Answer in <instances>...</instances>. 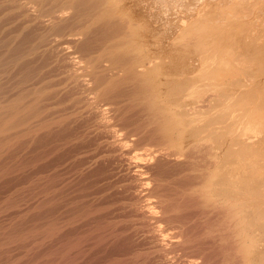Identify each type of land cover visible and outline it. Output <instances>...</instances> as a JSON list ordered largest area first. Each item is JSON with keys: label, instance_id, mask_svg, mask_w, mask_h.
Returning a JSON list of instances; mask_svg holds the SVG:
<instances>
[{"label": "rangeland", "instance_id": "rangeland-1", "mask_svg": "<svg viewBox=\"0 0 264 264\" xmlns=\"http://www.w3.org/2000/svg\"><path fill=\"white\" fill-rule=\"evenodd\" d=\"M21 1V2H20ZM68 0H55V1H51V6H56V7H59L58 5L60 4L61 6L67 2ZM70 1V0H69ZM73 1V0H72ZM97 1V2H96ZM109 1V2H108ZM125 1V3H124ZM132 1V3H131ZM147 1H151V0H147ZM154 1V0H152ZM151 1V2H152ZM156 1V2H155ZM154 3L156 4H153V6L151 5L150 3V8L149 10L153 11L155 8L158 9L154 10L153 13H156L154 15H156L158 17V19H161L162 20H159L157 21L156 19V23L152 26H147V23L146 22H143L142 19L143 17L141 16V18H137L135 19V15L141 13L143 10H140V9H137V11H135V9H133V6H139L138 3V0L137 2H135L134 0H114L113 2L111 0H92V4L95 6L91 7V4L90 5V9L93 10L92 8H95V12L98 10V8H103L104 5L106 4H109L106 6L108 8H112V12H114L115 8H116V12L119 10V8H121L119 11H118V15H119V18H121L122 16L123 17H128L126 20L125 18L122 17L123 20L127 21V23L129 24L130 22L134 23L135 25L137 24V26L141 27L142 25H144L143 27H141L142 29V32H141V38H140V47L142 48V50H144V54H147V53H150V50H151V55L153 58H158V59H162L164 57V51L166 49H168V47L172 48L173 46H179L180 44H184V40H186L185 38H188L189 40L192 39L193 37V34L191 33V30L190 26H193L195 25L197 22L196 25L199 24V26H203L201 29H208L209 27V35L208 34V30L206 31V29L204 30L203 33H207L205 35H207L206 37L208 36H212L211 39L213 38L214 35L212 34H217L219 35H215L214 36V42H213V39L211 41V39L208 41V38L205 39V44L204 46L207 47L205 49H203V52L200 54V57L198 58H188V60L186 61V67L184 69V71H174V72H170V81H166V78L164 77V80L165 82L168 84L167 85V91H168V94L165 95V92L160 94V101L162 100L164 102L165 101V105H169L171 107H169V111L170 113L173 112L170 114V122H172V125L174 127V130L176 129L177 131L183 129V131H186L187 132V135L185 137H180L181 133L179 134H175L177 136V139L176 138L174 139V143L176 145V147L179 149V154H182V156L180 155V158H173V157H159V158H155V156L158 154L155 152L158 151V150H161V148H158L157 145L161 144L162 145V139L160 141V136H157L159 134H156L154 137H153V140H151V135L148 134L149 136H147L144 139H141V138H138L140 140L137 139V141H135L136 139H134V143L133 142V138H132V141H128L127 139L124 138V132L122 133L121 130H120V124H121V117L123 113H117L114 118H116L115 120H117V124L115 121H111L112 124H109L107 127L105 125H101V123H99V119L97 118L96 116V113L94 114L95 110L93 107H91L93 110H89L90 108V105L89 104V99L90 97L92 96H89L91 94H89V89H87V87L85 85L82 86V82H80V80H78V78H72V80H68V82L66 80H60L61 78H63L68 72L67 71H71L72 69H69L67 68V64L66 62H64L62 56H61V53H59L58 51H56L55 49H52L51 51V48L48 47V49L50 50H47V48H45V53H44V56L45 58L49 59V61L45 60L43 57V52L42 51L43 49H41V51L39 52V50H37V53L36 51L34 50V48L37 46L36 44H39L37 40H39V38H41L42 36L45 37L48 31V29L50 30V28H53L55 27L56 25H58L57 23H55V20L52 22V25L54 23V25L52 26L51 23H50V28L48 25H46L47 23L44 24V22L42 23L43 24V28H42V25L39 24V18H37L35 21L34 20H31V19H35L33 17H35L36 15L39 17L40 15L44 14L42 12H45V7L43 9V5L40 6V4L37 5V7H39V10L38 8L36 9L35 7V11H33L31 8L30 10L28 9L30 6V3H31V0H0V43L3 45L0 44V55L2 59L4 60H10L12 61L13 58H16L17 57L18 59L24 55L22 58H20L19 60H14L15 63H13V68H11L10 66L12 65V63H10V65L8 66L9 70L10 71V75L11 77H9V79H4L6 81H2L3 83H5L6 85H3L2 83V89L4 91V93H2V96L7 94L9 97L12 96L13 94H16L20 89L19 87H14L15 84L16 86H22L20 87L21 88V91H29V92H34L36 89V91L38 92H45L48 90H50L51 92H54L53 94L49 91L48 94H44L42 93V95H45L46 97H49L48 99L46 98L48 101L49 100H54L50 103H54L55 107H52L54 105H51V108H53L54 110V114H52L53 117L55 118H60L58 120V124L55 126V127H52V129H50L49 131L45 132V134H48L47 135H43L44 132L40 133L42 134L43 136H41L40 134H38V136H36L35 140L33 141L32 145H30V147L28 146V148L24 149V152L21 151V155L19 154L16 158H13L11 160V158H9L8 160L5 161V163H1V166L0 168L3 169V167L5 166L6 168V171L7 173V176L9 174V176L7 177L5 175V178H4V175L3 177H1V182H0V205L2 204V207L0 206L1 208V211H4L2 208H5L6 206V210L4 212H1L0 214V238H6V236L8 237L9 235H14L18 232L17 229H24L27 228V227H32L33 224L37 225V224H43V223H46L47 222V219H48V222L52 221V220H58L57 222L60 223V229H58L57 231V234H55L53 237L50 238H36L34 239V237H32V241L31 239H29L28 237H25V241H18V242H14V243H10L9 241V245H8V242L6 241V244L3 243V244H0V264H56L57 261L59 260V257L61 258H64L67 257V256H73L76 257L75 255H78L76 260H72V263L73 264H264V194H262L260 192V189L264 186V167H260L259 165L256 167V165L254 166L253 163H255V159L257 156L255 152H249L248 156L247 157H244L245 155H240L239 152L235 151L234 153L232 154H229L228 152L233 149V148H236L237 149V146L240 148L242 147L243 145L242 144H245L246 142H244V140H249V142L252 144V141L256 140L255 142L256 145L258 144L259 147H264V120L263 118L261 119L260 118V113L258 112V110L255 108L256 106L259 105L260 103V87L262 85L261 82H263L264 80V75H260V76H257L258 78H256L255 75L251 76L252 74H248L246 71L248 70V68L250 69V67H245L244 65H231L230 68H228L229 70H233L232 73L231 71H229V74L228 71L226 73L223 72L220 76L221 77H218L219 81L217 78L216 79H208L206 80L204 83H200V81H197L198 79H196L195 77L198 78V73L201 68V66H204V62L205 60L208 62H210L213 58L219 60V59H222V58H225V56H229V49L232 45V42L231 41V38L234 37L236 35V33H238L241 28L242 30H247L246 32L250 35L254 34L256 32H258V29L261 28V26H264V0H241L243 2H241L240 0H198V2L196 3V6L194 8V11H193V15L192 14H189L187 15V13H184L183 12V7H181L184 3H182V1L180 0H172L173 2H170L171 0H165L167 3L170 2V4H167L165 1L163 0H155ZM158 1H160L158 3ZM179 1V2H178ZM185 1H190V0H185ZM204 1V2H203ZM216 1V2H215ZM250 2V3H245V2ZM259 1V2H258ZM19 2V3H18ZM56 2V3H55ZM104 2V4H103ZM112 2V3H110ZM116 2V4H115ZM120 4H119V3ZM122 2V3H121ZM203 2V3H202ZM219 2V4H218ZM222 2V3H220ZM229 2V3H228ZM232 2V3H231ZM240 2V3H239ZM252 2V3H251ZM22 3V4H21ZM99 3V4H97ZM131 3V4H130ZM158 3V4H157ZM200 3V4H199ZM202 3V4H201ZM212 3V4H210ZM217 3V4H216ZM226 3V4H225ZM236 5H235V4ZM238 3V5H237ZM245 3L244 7H245V10L243 9V5L242 4ZM255 3V4H254ZM260 3V4H259ZM26 4V5H25ZM58 4V5H57ZM96 4V5H95ZM101 4V5H100ZM114 4V5H113ZM124 4V5H123ZM165 4H167L165 6ZM182 4V5H181ZM213 4L215 5L214 7ZM224 4V5H223ZM240 4V5H239ZM10 5V6H9ZM15 5V6H14ZM89 5L88 8L87 6L86 7H82L80 6L79 7V12L84 10V12L86 11L87 12V9H89ZM100 5V6H99ZM132 5V6H131ZM156 7H155V6ZM170 5V6H169ZM173 5V6H172ZM202 5V6H201ZM208 5V6H207ZM231 7H230V6ZM247 5H250L249 8ZM256 5V6H255ZM6 6V7H5ZM32 6V5H31ZM98 6V8H97ZM103 6V7H101ZM115 6V8H114ZM122 6V7H121ZM126 8H125V7ZM162 6V7H160ZM169 6V7H168ZM218 6V7H217ZM226 6V7H225ZM237 6L239 8H237ZM242 6V7H241ZM247 6V7H246ZM3 9H2V8ZM42 7V8H41ZM152 7V9H151ZM155 7V8H154ZM207 7V8H206ZM222 7V8H221ZM229 7V8H227ZM4 8L6 10H4ZM41 8V9H40ZM123 8V9H122ZM164 8H167L166 10ZM169 8V10H168ZM209 8V9H208ZM212 10H211V9ZM224 8V9H223ZM231 8V9H230ZM246 8H248L246 10ZM260 8V9H259ZM20 9V10H19ZM114 9V10H113ZM214 9V10H213ZM216 9V10H215ZM241 9V10H240ZM24 10V11H23ZM44 10V11H43ZM175 10V12H173ZM199 10V11H198ZM204 10V12H203ZM208 10V11H207ZM211 10V11H209ZM223 11V14L222 11ZM228 10V11H227ZM234 12H232V11ZM240 10V12H239ZM260 10V11H259ZM16 12V13H13V12ZM23 11V12H22ZM25 11H28L30 13H28V15L25 13ZM33 11V12H32ZM127 11V12H126ZM130 11V12H129ZM169 13H168V12ZM177 11V12H176ZM202 11V12H200ZM206 11V12H205ZM236 11V12H235ZM246 11V12H245ZM77 11H72V13H70V18L71 20H73L74 16L77 14L76 13ZM121 12V13H120ZM126 12V13H125ZM159 12V13H158ZM162 12V13H160ZM165 12V13H164ZM197 12V13H196ZM208 12V13H207ZM220 12V13H219ZM231 12V13H230ZM245 12V14L243 13ZM248 12V13H247ZM7 13V14H6ZM14 15H13V14ZM20 13V15H19ZM23 13V15H22ZM36 14L35 16L32 15V14ZM42 13V14H41ZM115 13V12H114ZM168 13V14H167ZM178 13V14H177ZM199 13V15H197ZM207 13V14H206ZM233 13V14H232ZM244 15L243 17L240 15ZM17 16H16V15ZM39 14V15H38ZM142 14V13H141ZM159 14V15H157ZM162 14V15H161ZM170 14V15H169ZM186 14V15H185ZM205 14V15H204ZM221 14V15H220ZM235 14V15H234ZM12 15H13V18H12ZM22 15V16H21ZM30 15V16H29ZM124 15H128V16H124ZM131 15V16H130ZM169 15V16H168ZM174 15V16H173ZM180 15V16H179ZM224 15V16H223ZM229 17L227 19V16ZM233 15V16H232ZM239 17H238V16ZM255 15V16H254ZM15 16V17H14ZM68 16V18H69ZM160 16V17H159ZM179 16V17H178ZM184 16V17H183ZM188 16V17H187ZM204 16V17H203ZM220 16V17H219ZM222 16V17H221ZM232 16V18H230ZM234 16L237 18H234ZM242 18H241V17ZM246 16V17H245ZM9 17V18H8ZM30 17V19H29ZM164 17V18H163ZM169 17V21H170V35L168 34V28H167V23L165 22L166 20ZM200 19H197L199 18ZM212 17V18H211ZM217 17V18H216ZM225 17V18H223ZM251 17H253L254 19H252ZM256 17V18H255ZM27 18L29 20H27ZM69 18V19H70ZM183 18V19H182ZM190 18V19H189ZM195 18V19H194ZM219 18V19H218ZM223 18V19H222ZM241 18V19H240ZM263 18V19H262ZM45 19V18H44ZM90 19V18H89ZM131 19V20H130ZM133 19V20H132ZM135 19V20H134ZM165 21H164V20ZM174 19V20H172ZM197 19V21H195ZM217 19V20H216ZM225 19H227L226 21H224ZM229 19H231L229 21ZM235 19V21H234ZM13 20V21H12ZM30 20L32 21L30 24ZM46 20V19H45ZM202 20V21H201ZM26 21L28 22V24L26 23ZM37 21V22H36ZM124 21V22H125ZM134 21V22H133ZM137 21V22H136ZM182 23H181V22ZM184 21V22H183ZM237 21V22H236ZM3 22H8L7 23H3ZM13 22V23H12ZM18 22V23H17ZM35 22V23H34ZM39 22V23H38ZM142 22V23H141ZM178 22V23H177ZM186 22L188 23V25H186ZM192 22V23H191ZM200 22V23H199ZM251 22V23H250ZM262 22V23H261ZM15 25V26H10L9 25ZM16 23V24H15ZM141 24V25H138ZM144 23V24H143ZM185 23V28L186 26H189V28L187 27L185 30L184 28L182 27L183 25L181 24H184ZM249 23V24H248ZM261 23V24H260ZM21 24L23 26H21ZM30 24V25H29ZM56 24V25H55ZM172 24V25H171ZM174 24V25H173ZM191 24V25H190ZM206 24V25H205ZM258 26L259 24V28L256 26ZM5 25V26H4ZM18 25V27L20 28L21 31H23V34L21 31L18 30V28H16ZM20 25V26H19ZM35 25V26H34ZM37 25H40L38 26L39 28H37L36 26ZM47 29H45V27ZM181 25V26H180ZM224 25V26H223ZM236 25V26H235ZM251 25V26H250ZM254 25V27H253ZM3 26V27H2ZM7 26V27H6ZM10 26V27H9ZM29 26V27H28ZM48 26V27H47ZM212 26V27H211ZM216 26V27H215ZM246 26V27H245ZM253 29H251L250 27ZM9 27V28H8ZM148 27V28H147ZM182 27V28H181ZM205 27V28H204ZM215 27V28H213ZM224 27V28H223ZM249 27V28H248ZM255 27H257L258 29H256ZM4 28L7 32H5V30L3 31ZM22 28L26 29L27 32L29 31V29H33L32 31L30 30L29 33L27 34L26 32L24 33V31L26 30H22ZM95 28L97 29L98 26L97 24L95 25V27L93 26V29H91V31L95 30ZM151 28V29H150ZM211 28L213 29L212 31ZM223 29L222 31L219 30H214V29ZM226 28V29H225ZM12 29V30H11ZM41 29V30H39ZM44 29V30H42ZM166 29V30H165ZM183 31H181V30ZM237 29V30H236ZM9 30V31H8ZM37 30V31H36ZM147 30V31H146ZM152 32H151V31ZM187 30V31H186ZM250 30V32H249ZM34 31V32H33ZM39 31V32H38ZM41 31V32H40ZM44 31V32H43ZM102 30H96L94 32H96L97 34L95 33H91V35L88 34H85L84 37H81L84 38L82 40H79L82 41L80 43V41H78V48L79 50H82V49H85L86 46H89V42H90V48L91 47H95V48H92L93 50H96V55L94 53H92V56L94 58L97 59L98 58V55L99 53L97 54V49H99V44H97L96 42L99 43V34L101 33ZM144 31V32H143ZM180 32V34L178 35V33ZM236 31V32H235ZM252 31V32H251ZM49 32V31H48ZM100 32V33H99ZM176 32V33H175ZM183 32V33H182ZM185 32V34H184ZM222 34H221V33ZM255 32V33H254ZM22 38H21V35ZM37 34L36 37H33L34 35L33 34ZM38 33H41V34H38ZM43 33V35H42ZM45 33V34H44ZM189 36H192L189 38ZM235 33V35H233ZM13 34V35H12ZM20 35L19 38L17 35ZM95 34V35H94ZM148 34V35H147ZM183 37H182V35ZM226 34V35H225ZM26 35V36H25ZM33 35L32 37L34 39H32V37H29ZM181 35V36H180ZM221 35V36H220ZM233 35V36H232ZM252 35L249 37L250 39H255L257 41L261 40L262 38L264 39V37H260V38H253ZM7 36V37H6ZM10 36V38H9ZM15 36V37H14ZM41 36V37H40ZM48 36V35H46ZM94 36V38H93ZM95 36H98V38L96 39ZM149 36V37H148ZM223 36V37H222ZM12 37V38H11ZM14 37V38H13ZM28 38L27 40L24 39V38ZM42 37V38H44ZM88 39H86V38ZM165 37V38H164ZM170 37V38H169ZM180 37V39H179ZM217 37V38H215ZM222 37V39H221ZM228 37V38H227ZM252 37V38H251ZM16 38V39H15ZM18 38V40H17ZM174 38V40H173ZM177 38V39H175ZM31 41H30V40ZM86 39V40H85ZM144 39V40H143ZM155 42H154V40ZM183 41H182V40ZM224 39V40H223ZM29 40V41H28ZM33 40V41H32ZM89 42H88V41ZM94 42V44H97V45H94V46H91V44L93 45V43L91 42ZM94 40V41H93ZM98 40V41H97ZM143 40V41H142ZM146 40V41H145ZM149 42H148V41ZM159 42H157V41ZM176 40V41H175ZM180 42H179V41ZM207 40V41H206ZM218 42H217V41ZM173 41V42H171ZM183 43H182V42ZM223 41V42H222ZM228 41V43H227ZM7 42H9L7 44ZM15 42V43H14ZM19 42H21L19 44ZM26 42V43H25ZM147 42V43H146ZM162 42V43H161ZM171 43L170 45L167 44V43ZM175 42L176 45H175ZM186 43L189 42V44H186V45H190L191 41H185ZM208 42H211L210 44L212 46H215L212 47L213 49H210L211 45L208 44ZM12 43V46L10 45ZM17 43V45H16ZM36 43V44H35ZM88 43V45L86 44ZM144 43V44H143ZM158 43V44H157ZM174 43V44H172ZM179 43V44H178ZM215 43V44H214ZM231 43V44H230ZM7 44V45H6ZM14 44L16 46H14ZM22 44V46H20ZM26 44H28L26 46ZM29 44L33 45L35 47L32 48V45L29 46ZM86 44V45H85ZM142 44V45H141ZM147 44V45H146ZM218 46H217V45ZM229 46H228V45ZM82 45V46H81ZM144 45V46H143ZM152 45V46H151ZM157 47H155V46ZM164 45V46H163ZM6 46V47H5ZM25 46V48H24ZM84 46V47H83ZM209 46V47H208ZM220 46V47H219ZM226 46V48H225ZM228 46V48H227ZM233 46V45H232ZM2 47V48H1ZM5 47V48H4ZM14 47V51L12 50V48ZM18 47V48H17ZM26 47H27V50H26ZM32 49H31V48ZM81 47H83L82 49H80ZM150 49H149V48ZM221 48L219 51H218V48ZM16 48V49H15ZM24 48V49H23ZM152 48V49H151ZM210 51L211 50H215L214 52L213 51ZM10 49V50H9ZM22 49V51H20ZM155 49V50H154ZM226 49V50H225ZM24 50V51H23ZM31 50V52L29 51ZM32 50H34V54H36L34 56V54L32 53ZM55 50V54H54V51ZM162 50H163V53H162ZM205 50V51H204ZM1 51H3L1 53ZM9 51H13V53H9ZM20 51V52H19ZM29 51V52H27ZM47 51L50 52H53L51 54H49ZM158 51V52H157ZM217 51V52H216ZM225 51V52H224ZM228 51V53H227ZM25 52V53H23ZM42 52V53H41ZM48 54H47V53ZM58 52V53H56ZM82 52H84L82 50ZM82 52L80 54H82ZM95 52V51H94ZM153 52V53H152ZM160 52V53H159ZM210 54H208V53ZM222 54H220V53ZM9 53V54H7ZM22 53V55L20 54ZM32 53V54H31ZM204 53H205V56L207 54V56L205 57L204 56ZM214 55H213V54ZM225 53V55H223ZM16 54V55H15ZM19 54V55H18ZM29 54V56L27 55ZM41 54V55H39ZM59 54V55H58ZM216 54V56H215ZM4 55V56H3ZM7 55V56H6ZM9 55V57H8ZM15 57H11L10 56H14ZM31 55L33 58H31ZM38 55V56H37ZM51 55V56H50ZM163 55V56H162ZM213 55V56H212ZM26 56V57H25ZM54 56V57H53ZM61 56V57H60ZM162 56V57H161ZM201 56H203L201 58ZM211 56V58H210ZM219 56V57H217ZM221 56V58H220ZM226 56V57H227ZM25 57V58H24ZM100 57V55H99ZM205 57V58H204ZM10 58V59H8ZM25 60H24V59ZM29 58V59H27ZM43 58V60H42ZM207 58V59H206ZM24 60L23 63H20L19 61L21 60ZM33 61H32V60ZM36 59V60H35ZM201 59V60H199ZM209 59V60H208ZM213 60L216 61V60ZM29 60V62H28ZM62 60V61H61ZM27 61V62H26ZM42 61H43V66H42ZM56 61V62H55ZM191 63L189 64L188 63ZM195 61H198L199 63L198 64H194ZM22 62V61H21ZM64 62V63H63ZM202 62V65L201 63ZM18 63L19 64V68L17 69L18 67ZM27 63V64H26ZM53 63V64H52ZM63 63V66L65 65V67H62V64ZM87 64V62H84ZM26 64V65H25ZM51 64V66L49 65ZM60 64V65H59ZM17 65V67L15 66ZM21 65L22 66V69L20 71V68H21ZM26 67H25V66ZM29 65V67L27 66ZM54 65V66H53ZM84 65V64H83ZM88 65V64H87ZM196 65L198 67H196ZM15 66V67H14ZM38 66H39V69H38ZM42 66V67H41ZM49 66V67H48ZM52 66L54 68H52ZM56 66V67H55ZM57 66H59L60 69H64L63 71L59 72V70L57 69ZM235 68H234V67ZM7 67V68H8ZM24 67V68H23ZM37 67V68H35ZM44 67H48V68H45V70L43 69ZM86 67V65H85ZM189 67V69H188ZM191 67H192V71H191ZM196 67V68H195ZM234 69H233V68ZM239 67V68H238ZM28 68V69H27ZM35 71H30L32 69ZM35 68V69H34ZM51 68V69H50ZM194 68V69H193ZM12 69H15L13 72H11ZM25 69V71H24ZM30 69V70H29ZM37 69V71H36ZM41 69V70H40ZM47 69V70H46ZM56 71H54V70ZM238 71H237V70ZM244 69V71H243ZM23 70V71H22ZM26 70H27V74L30 75V72L35 74V75H30V77L26 74V76L24 75V72L26 73ZM29 70V71H28ZM43 72H49L48 73L50 75L49 78H47L48 74L44 72V74H42L43 72H40L39 71H42ZM58 70V71H57ZM190 70V71H189ZM195 70V71H194ZM236 72H235V71ZM251 70V69H250ZM74 71V70H73ZM73 71L71 74H73ZM242 73H240V72ZM23 73V75H20L21 78H19V74ZM36 72V73H34ZM37 72L39 74H37ZM55 72V73H54ZM58 72H59V76L61 77H58ZM66 72V74H65ZM118 74L120 75V72L117 71ZM180 72V73H179ZM239 72V74H238ZM246 72V73H245ZM249 72V71H248ZM16 75L19 80H17L18 78L14 75ZM70 73V72H69ZM69 73L67 75H69ZM112 72H108L107 71V76L109 75L110 77V74ZM114 73H116V71H114ZM112 73L111 75H113L115 77V75L117 76L118 74H114ZM185 73V74H184ZM197 73V74H196ZM237 75H236V74ZM37 74V76H36ZM65 74V75H64ZM70 74V75H71ZM193 74L194 77L192 76ZM245 74H248V76L246 75V77H248L247 79V82L244 83V82H241L240 84L239 83H232L230 82L233 78V81L234 79H242V76ZM43 78V75H45V77L42 79L40 78V76ZM197 75V76H196ZM232 75H234V77H232ZM236 75V76H235ZM239 75V76H238ZM244 75V76H245ZM23 76V77H22ZM35 76V77H34ZM53 76V77H52ZM56 76V77H55ZM192 76V78H191ZM224 76H226L224 78ZM231 78H230V77ZM243 78H246L244 77ZM108 77V78H109ZM169 77V75L167 76ZM187 77V78H186ZM225 79H223V78ZM32 79L31 81L29 79ZM41 79V83L43 84V80H45L44 84L42 85L41 83V87H39L40 85L38 84L39 82L36 80L37 79ZM65 78V77H64ZM177 78V79H175ZM180 78V79H179ZM194 78V79H193ZM14 81H11L13 80ZM50 79H53L51 80L52 81V85H51V81ZM57 79V80H56ZM60 81H59V80ZM78 82H76L77 80ZM191 79V80H190ZM228 81H227V80ZM253 79V81H252ZM8 80V82H7ZM17 80V82L20 84L17 85V82L15 81ZM24 80V82H26L24 84V82L22 81ZM58 81L59 83L55 82ZM76 80V81H75ZM174 80V81H173ZM215 80V82H213ZM259 80V82H257ZM30 81V82H29ZM35 81V82H34ZM40 81V80H39ZM74 83V85L76 86V84L78 86L77 89H75V86H73V84L71 85V83ZM193 81V82H191ZM195 81V82H194ZM218 81V82H217ZM252 83H251V82ZM255 81V82H254ZM261 81V82H260ZM15 82V83H14ZM22 82V83H21ZM61 82V83H60ZM62 82H67V84H69V89H67L68 85L66 83H63L64 86L62 85ZM171 82V83H170ZM197 82V83H196ZM207 82H208V86H207ZM212 82V83H211ZM222 82V83H221ZM229 82V83H228ZM13 83V84H12ZM32 83V84H31ZM34 83L36 85H34ZM47 86L46 87H43L45 86L46 84ZM199 83V84H198ZM213 83H214V86H213ZM219 83V85H218ZM228 83V84H227ZM250 83V84H249ZM259 87H257V84ZM24 84V85H23ZM30 84V85H29ZM61 84V85H60ZM202 84V85H201ZM210 84V85H209ZM220 84H223L225 85V87H223V85H220ZM234 84V85H233ZM11 85H14V86H11ZM34 87H33V86ZM67 85V87H66ZM70 85L74 88V91L72 93V90L73 88L70 87ZM80 85L83 87L81 88ZM197 85V86H196ZM199 85V86H198ZM218 87H217V86ZM240 85V86H239ZM245 85V86H244ZM255 85V87H254ZM5 86V88H3ZM25 86V87H24ZM27 86V87H26ZM85 86V87H84ZM222 88H221V87ZM227 86V88H226ZM239 86V87H237ZM14 87V89L16 90V92H14L15 90L12 89ZM212 87V90L213 91H210ZM219 90V88H221L222 90H225L222 92L219 90L218 94L219 96H215V94L217 93V89ZM233 89H231V88ZM9 88V89H8ZM11 88V89H10ZM31 88V90H30ZM40 88V89H39ZM59 91V88L61 89L60 91L61 92H58ZM66 88V90H65ZM193 88V89H192ZM195 88L197 89L198 92H201L199 94H197L198 92L197 91H194ZM210 90H209V89ZM229 88V89H228ZM239 88V89H238ZM247 90L245 91L244 90ZM252 88H253V91H252ZM255 88V90H254ZM28 89V90H27ZM39 89V90H38ZM54 89V90H52ZM83 89V90H82ZM87 89V90H86ZM193 93H191V90ZM216 89V91H215ZM235 89V90H234ZM9 92H8V91ZM12 90V92L10 91ZM41 90V91H40ZM45 90V91H44ZM62 90H65L67 93H70V95H68L70 98H72L71 100L69 98H66L68 99L67 102H70V101H76L79 105L81 104V106H79L76 102L75 104H72V105H75L78 110H81L79 112H73L75 111L77 108L74 107L75 110H73L71 112L72 109H70L69 107H71L72 105L71 104H68L64 99L65 97H68L66 92L65 91H62ZM227 90V91H226ZM233 92H231V91ZM237 90V91H236ZM240 90V92H239ZM170 91V92H169ZM186 91V92H185ZM207 93V91L209 93L205 94V92ZM216 93H215V92ZM236 93H235V92ZM245 91V92H244ZM256 91V92H255ZM6 92V93H5ZM8 92V93H7ZM20 92V91H19ZM80 93L82 94V98L85 97V101L81 99V103H80V94L77 96V94L75 95V93ZM83 92H84V96H83ZM203 92V93H202ZM213 94H212V93ZM227 92V93H226ZM10 93V95H9ZM12 93V94H11ZM59 94L58 96H55L56 94ZM61 93V95H60ZM64 93V94H63ZM87 93V94H86ZM223 93V94H222ZM224 93L225 94H231V96L228 94V95H225V99L224 98ZM238 93V94H237ZM243 93V94H242ZM246 93V94H244ZM51 94V95H50ZM72 94H74V96H72ZM89 94V95H88ZM183 94V95H182ZM188 94V95H187ZM191 95L192 96V101H191ZM207 96V97H202L201 99V96ZM203 94V95H202ZM233 94V95H232ZM236 96H235V95ZM248 94V95H247ZM254 94V95H253ZM48 95V96H47ZM62 95H64L65 97L62 98ZM87 95V97H86ZM168 95V96H167ZM195 95V96H194ZM199 97H197V96ZM212 95H213V98H212ZM222 95V96H221ZM243 95H247L246 97H244ZM250 95V96H249ZM253 95V96H252ZM1 96V97H2ZM7 96V97H8ZM54 96V97H52ZM61 96V97H60ZM166 96V97H165ZM188 96V97H187ZM190 96V98H189ZM209 96V97H208ZM214 96H215V99H214ZM235 96V97H234ZM240 96V97H239ZM3 97H6V96H3ZM50 97H52L50 99ZM56 97V98H55ZM60 99H59V98ZM194 97V98H193ZM228 97V98H227ZM234 97V98H233ZM241 99V103L239 101V98ZM242 97V98H241ZM256 97V98H255ZM58 98V101H56ZM62 98V100H61ZM75 100H74V99ZM78 101H77V99ZM87 98V99H86ZM166 98V99H165ZM189 98V99H188ZM208 98V99H207ZM220 98V99H219ZM238 98V100L236 99ZM244 98L246 99V101L244 100ZM251 100H250V99ZM46 99L44 100V105H46L48 108H49V111H53L50 109V103L48 101H46ZM169 99V100H168ZM190 101H188V100ZM194 99V100H193ZM209 99H210V102H209ZM223 99V100H222ZM234 99V101L232 100ZM88 100V101H87ZM198 100H201V101H198ZM207 102H206V101ZM213 102H212V101ZM222 100V101H221ZM230 100L232 102H230ZM249 100V101H248ZM56 101V102H55ZM66 103H65V102ZM170 104H169V102ZM205 101V102H204ZM219 101V102H218ZM225 101V102H224ZM248 101V102H247ZM252 101V102H251ZM57 102L59 103V105H63V107H67L68 109H64L63 107L61 106H57ZM64 102V103H62ZM162 102V104H163ZM199 102V104L197 103ZM209 102V105L207 104ZM213 104H212V103ZM220 103V104H217ZM229 102V103H227ZM239 102V103H237ZM245 104H243V103ZM251 102V103H250ZM56 103V104H55ZM88 103V104H87ZM186 105H184V104ZM203 103V104H202ZM211 103V104H210ZM234 103V104H233ZM254 103V104H253ZM68 104V105H67ZM87 104V105H86ZM178 104V105H177ZM207 104V106H206ZM222 104V105H221ZM237 106H236V105ZM240 104V106H239ZM65 105V106H64ZM181 105V106H180ZM199 105V106H198ZM210 105H214V107H210ZM216 105V106H215ZM217 105H219L217 107ZM221 105V106H220ZM226 105V106H225ZM230 105V107L228 106ZM235 105V106H234ZM255 105V106H254ZM60 107L59 109L57 107ZM79 106V107H78ZM83 106V107H82ZM87 106V107H86ZM89 106V107H88ZM174 106V107H173ZM178 106V107H177ZM209 106V107H208ZM225 106V107H224ZM228 106V107H227ZM243 106V107H241ZM246 106V107H245ZM71 107V108H73ZM82 107L85 111L87 110L88 108V111L85 112L84 110H82ZM85 107V108H84ZM199 109H198V108ZM207 107V108H206ZM238 107V109H236ZM202 108V109H201ZM217 108V109H216ZM223 108V109H222ZM233 108V109H232ZM247 108V109H246ZM56 109V110H55ZM177 111H176V110ZM184 110V111H181V110ZM201 109V110H200ZM213 110V112L211 110ZM257 111H256V110ZM57 110L61 113L57 114ZM64 110V111H62ZM76 110V111H78ZM135 109H130L129 111H126V115L124 116H127L129 115L130 113V116H128L127 120H129V122L131 123H135L136 125L137 124H142L144 121H146L147 118H142V115L141 113L139 112V110H136L134 111ZM186 110V112H185ZM196 110V111H195ZM199 110V111H198ZM215 110V111H214ZM218 110V112H216ZM236 110V111H235ZM65 111L67 112L68 114V118H67V114L65 113ZM85 112V113H88V115L86 114L83 115L81 114L82 112ZM93 111V113H92ZM131 111H133V114L134 115H131ZM176 111V112H175ZM180 111V112H179ZM204 111V112H203ZM206 111V112H205ZM227 111V112H226ZM234 111V112H233ZM256 111V112H255ZM70 112L71 113H74L72 115H70ZM188 112V113H187ZM216 112V114L214 113ZM78 115H77V114ZM84 113V114H85ZM138 113V114H137ZM174 113V114H173ZM206 113V114H204ZM215 115H214V114ZM236 113V114H235ZM239 113V114H238ZM241 113V115H240ZM257 113H259L257 115ZM81 114V116H80ZM90 114V115H89ZM137 114V115H136ZM177 114V115H176ZM186 114V115H185ZM189 114H191L189 116ZM202 114V115H201ZM204 114V115H203ZM211 116H210V115ZM56 115V116H55ZM61 115V116H60ZM63 115H65L66 117H64ZM75 115V116H73ZM77 115V116H76ZM92 115L96 116V118L94 119L92 117ZM182 115L184 117H182ZM206 115V116H205ZM209 115V116H208ZM212 115H214L215 117L219 116V117H224L225 120L221 123L219 122V124H213L211 123V119L212 118H215L214 116L212 117ZM237 115L236 118L239 119H235V116ZM242 117V119H240V117ZM257 115V116H256ZM52 116L50 115V119L52 118ZM70 116V117H69ZM73 116V117H72ZM91 116V117H90ZM121 116V117H120ZM173 116V117H172ZM189 116V117H187ZM196 116V117H195ZM198 116V117H197ZM228 116V117H227ZM231 116V118L229 117ZM233 116V117H232ZM244 116V117H243ZM64 117V118H63ZM76 117V119H75ZM79 117V119H78ZM82 117V118H81ZM89 119H88V118ZM131 117V118H130ZM138 117V118H137ZM177 119V121L175 120V118ZM183 118L185 119L182 120L179 119V118ZM187 117V118H185ZM192 117V118H191ZM193 117H195L193 120ZM210 120V125L209 122L207 124V122H205L207 119ZM211 117V118H210ZM63 118V119H62ZM69 118H71L72 120H70ZM81 118V119H80ZM84 118V119H83ZM86 118V119H85ZM113 118V119H114ZM202 118V120H201ZM234 118V119H232ZM246 118V119H245ZM248 118V119H247ZM254 118V119H253ZM259 118V119H258ZM68 119V120H67ZM88 119V120H87ZM91 119V120H90ZM112 119V120H113ZM141 119V120H140ZM145 119V120H143ZM174 119V120H173ZM179 119V121H178ZM192 119V121L190 120ZM200 119V120H199ZM206 119V120H205ZM65 120V121H64ZM70 120V121H69ZM87 120V121H85ZM90 120V122H88ZM139 120V121H138ZM173 120L175 123H177V128H176V124L171 121ZM183 122H182V121ZM204 120V124H203V121ZM207 120V121H208ZM237 120V121H236ZM250 120V121H249ZM63 124H62V122ZM68 121V122H67ZM71 121L73 123H71ZM92 121V122H91ZM94 121L95 123V126L92 124ZM96 121V122H95ZM98 121V122H97ZM140 121H142L140 123ZM188 121V122H187ZM194 121V123H193ZM233 121V122H231ZM235 121V122H234ZM241 121V122H240ZM262 121V122H260ZM64 122L67 124L64 125ZM70 122V123H69ZM114 122V123H113ZM119 122V123H118ZM180 122H181V125H180ZM188 123L186 124L185 126V123ZM229 122L230 125H229ZM239 122V124H238ZM244 122V123H243ZM61 123V125H60ZM70 125H69V124ZM133 123V124H134ZM192 126H191V124ZM195 123H197V127L195 125ZM228 123V124H227ZM241 123L243 125H241ZM258 123V124H257ZM87 124V125H85ZM90 124V126H89ZM101 126H99V125ZM116 124V125H115ZM119 124V125H118ZM202 124V125H200ZM221 124V125H220ZM64 125V126H62ZM72 125V126H71ZM83 125V126H82ZM113 125L115 128L118 127V130H119V139L121 136V140L123 141V143L127 142L129 144H126V149L124 147H119L118 148V145L115 144V141L110 139L111 141H114V142H111L109 140V137H107V135L105 133H107V129L110 130V127ZM118 125V126H117ZM179 125V126H178ZM189 125V126H188ZM199 125V126H198ZM206 125V126H204ZM216 126H219V127H215ZM241 125V127H240ZM258 125V126H257ZM263 125V126H262ZM57 126H58V129H57ZM60 126V127H59ZM62 126V127H61ZM71 126V127H70ZM91 126L93 127H96L94 129H90ZM99 126V128L101 129H98L97 127ZM105 126V127H104ZM255 126V127H254ZM66 127V128H65ZM182 127V129H181ZM189 127L191 131L193 130H201V136L200 137H191L189 136V132H191L189 130ZM193 127V128H192ZM210 127V128H209ZM214 129H212V128ZM225 130H224V128ZM255 129H254V128ZM60 128V130H59ZM63 128V129H62ZM85 128V129H84ZM104 132L102 133L103 129ZM116 128L114 130H116ZM179 128V129H178ZM188 128V130L186 129ZM195 128V129H194ZM203 128V129H202ZM217 128V130H216ZM244 128H246V132H248V135L246 136L247 133H245V130H243ZM249 131H248V129ZM57 129V133H54V130ZM91 131H90V130ZM98 129V130H96ZM186 129V130H185ZM206 129V130H205ZM213 131H211V130ZM227 129V130H226ZM240 129V130H239ZM252 129V130H251ZM51 130L53 131L51 133ZM72 130V131H71ZM108 130V131H109ZM175 130V133H177V131ZM205 130V131H204ZM220 130L221 134L218 133ZM243 130V131H242ZM91 133H89V132ZM99 131V132H98ZM101 131V132H100ZM182 131V132H183ZM211 133H209V132ZM218 131V132H217ZM252 131V132H251ZM49 132V133H48ZM82 134H81V133ZM84 132V133H83ZM86 132V133H85ZM88 132V133H87ZM96 132V133H95ZM121 132V134H120ZM217 132V134L215 133ZM225 132V133H224ZM239 132V133H238ZM243 132V133H242ZM98 133V134H97ZM101 133V134H100ZM206 133V135H205ZM214 133V134H213ZM260 133V134H259ZM52 134V135H51ZM100 134V135H99ZM103 134V135H102ZM108 134V133H107ZM123 134V135H122ZM204 134V135H203ZM209 134L211 136L212 139H210L209 137ZM252 134V135H251ZM256 134V135H255ZM40 135V137H39ZM50 135V136H49ZM97 135V136H96ZM103 137H102V136ZM121 135V136H120ZM180 135V136H179ZM213 135V136H212ZM221 135V136H220ZM229 135V136H228ZM250 135V137H249ZM49 137V138H46ZM105 138L106 136V140L108 141V145L109 143L111 145H108L106 144L105 142V139L103 140L102 138ZM217 136V137H215ZM228 136V137H227ZM263 138H262V137ZM42 137V138H41ZM62 137V138H61ZM89 137V138H88ZM98 137V138H97ZM100 137V139H99ZM202 137V138H201ZM214 137V138H213ZM219 137V138H218ZM230 137V138H229ZM262 139H261V138ZM97 138V139H95ZM123 138V139H122ZM148 138V139H147ZM182 138V139H181ZM197 138V140H196ZM205 138V139H204ZM207 138V141L211 140L212 143H208L207 141L204 142V140H206ZM218 138V139H216ZM248 138V139H247ZM260 138V139H259ZM53 139V140H52ZM60 139V140H59ZM131 138H129L130 140ZM157 139H159L158 141V144H157ZM189 139V140H188ZM204 139V140H203ZM38 140V141H37ZM96 140V141H95ZM150 143H148L149 141ZM224 140V141H223ZM47 141V142H46ZM99 141V142H97ZM110 141V142H109ZM139 141V142H138ZM142 141V142H141ZM156 141V142H155ZM181 141V142H179ZM210 141V142H211ZM235 141H239V142H236L237 145L234 144ZM261 141V143H260ZM40 142V143H39ZM44 142V143H43ZM54 142V143H53ZM58 142V143H57ZM65 142V143H64ZM69 142V143H68ZM93 142V143H92ZM133 142V143H132ZM154 142V143H153ZM176 142H179L178 144H176ZM215 142H217L215 144ZM222 142V143H221ZM240 142H243L242 144ZM255 142H253V144H247L246 146H253L255 144ZM52 143V144H51ZM62 143V144H61ZM114 143V144H113ZM139 145H138V144ZM148 143V144H147ZM153 143V144H152ZM182 145H181V144ZM195 143V144H194ZM199 143V144H198ZM201 143L205 144L206 148L203 147L201 145ZM208 143V144H207ZM215 144V145H212V144ZM240 143V144H239ZM36 144V145H35ZM59 144H61L59 146ZM65 144V145H64ZM132 144V145H131ZM151 144V145H149ZM157 144V145H156ZM211 145V147L208 146L209 149H211L209 151V154L207 151V145ZM239 144V145H238ZM261 144V145H260ZM50 145V146H49ZM127 145L128 148H127ZM153 145L155 147H157L155 149V147H153ZM175 145L173 147H175ZM191 145V146H190ZM254 145V146H256ZM32 146V147H31ZM38 146V148H36ZM41 146V147H40ZM42 146H45L42 148ZM105 146V147H104ZM139 146V147H138ZM152 146V147H151ZM186 146V147H185ZM190 146V147H189ZM215 146V147H214ZM40 147V148H39ZM60 147V148H58ZM101 147V148H100ZM116 147V148H115ZM150 147V148H149ZM213 147V148H212ZM233 147V148H232ZM34 148V149H33ZM55 149V151L53 149ZM119 150H118V149ZM121 148H123L124 150H122ZM132 148V149H131ZM203 148L204 151H203ZM28 149V150H27ZM32 149V150H31ZM37 149H40L37 151ZM115 149V151H114ZM149 149V150H148ZM153 149V150H151ZM163 149V148H162ZM184 149V150H183ZM197 149V150H196ZM212 149H214L212 151ZM264 149V148H262ZM27 150V152H26ZM118 150V151H117ZM122 150V153L124 152L125 153V156L123 154L120 153ZM191 150V151H190ZM217 150V151H216ZM225 150V151H224ZM29 151V152H28ZM36 151V152H35ZM41 151V152H40ZM118 153H117V152ZM145 151V152H144ZM147 151V152H146ZM150 151L155 154L153 157H150L149 160H150V165L151 167L149 168V170H145L144 172L146 173V175L144 174L143 172V176L140 175V171H138V168L136 166V164H131L128 160H124V157L126 159V156L127 158H132V156H134L135 154L137 153H142V154H148L150 153ZM189 151V152H188ZM199 151V152H198ZM216 152L218 154V157L216 158H212V157H215L216 156V153H213V152ZM228 151V152H227ZM35 152V153H34ZM50 153L48 155V157H46V155L44 156V153ZM129 154H128V153ZM131 152V154H130ZM185 152V154L183 153ZM29 153V155H28ZM34 153V155H33ZM40 153H43V159L41 158V160H36L34 159V157L36 156H39ZM56 153V154H55ZM193 153V154H192ZM199 153V154H198ZM207 153V154H206ZM227 153V155H226ZM255 153V154H254ZM26 154V155H25ZM128 154V155H126ZM188 154V155H187ZM212 154V155H210ZM42 155V154H40ZM112 155V156H110ZM204 155V156H203ZM209 155V156H207ZM228 157H226V156ZM23 156V157H22ZM65 156V157H64ZM114 156V157H113ZM197 156V157H196ZM211 156V157H210ZM224 156V157H222ZM239 156H241V161H239ZM249 156H252L251 158ZM26 157V159L24 158ZM32 157V158H31ZM35 157V158H36ZM45 157V159H44ZM52 157V158H51ZM184 157V158H183ZM215 160V161H211L210 159ZM154 158V159H153ZM171 158V159H170ZM224 160H223V159ZM238 158V160H237ZM250 158V159H249ZM254 158V160H253ZM22 159V160H21ZM24 159V160H23ZM28 159V160H27ZM32 159H34L33 161H31ZM158 159V160H157ZM191 159V160H190ZM202 159V160H201ZM233 159H236V160H233ZM10 160V161H9ZM29 160H30V163H29ZM144 160V159H143ZM141 160V162L143 161ZM153 160V161H152ZM230 160V161H229ZM244 160V161H242ZM250 160V161H249ZM17 161V162H16ZM27 161V162H26ZM51 161V162H49ZM126 161V162H124ZM159 161V162H158ZM227 163H225V162ZM253 161V162H252ZM12 162V163H11ZM24 162V164H23ZM32 162V163H31ZM34 162V163H33ZM40 162V163H39ZM48 162V163H47ZM53 162H56V163H53ZM145 162V161H143ZM149 162V161H148ZM151 162L153 164H151ZM186 162V163H184ZM189 162V163H188ZM191 162V163H190ZM218 162V163H217ZM220 162V163H219ZM222 162L224 164H222ZM250 164H249V163ZM26 163L28 164L27 167H26ZM42 163V164H41ZM130 163V164H129ZM178 163V164H177ZM202 163V165H201ZM214 165L216 163V165L214 166H210L212 164ZM241 163V164H240ZM252 163V164H251ZM258 163L260 164V162L258 161ZM6 164H8L10 166V168L6 167ZM16 164V165H15ZM18 164V166H17ZM19 164H20V168L19 169ZM22 164V165H21ZM30 164V165H29ZM36 164V165H34ZM40 164V165H39ZM47 164V165H45ZM219 164V167L217 166ZM222 164V165H221ZM226 164V165H225ZM228 164V165H227ZM239 164V165H237ZM248 164V165H246ZM15 165V166H14ZM34 165V166H33ZM134 165V167H133ZM182 165V166H181ZM207 165H209L211 168L206 167ZM224 165V166H223ZM235 165V166H234ZM262 166V164H260ZM25 166V167H23ZM121 166V167H120ZM193 168H192V167ZM33 167V168H32ZM55 167V168H54ZM222 167V168H221ZM15 168V169H14ZM29 168V169H28ZM195 168V169H194ZM202 168V169H201ZM206 168L209 169L210 173L212 174L211 175V178H214L215 175H216V178H214L213 182L215 186H213V189L210 193H211V197L210 198H213L210 200L209 196H206L204 194V190L205 188H202V185L206 186L207 183L206 182H202V178L205 173H206ZM215 168V169H214ZM220 168V169H219ZM127 169V170H126ZM153 169V170H152ZM161 169V170H160ZM212 169V170H211ZM252 169V170H251ZM257 169V170H255ZM260 169V170H259ZM10 170V172H9ZM12 170V171H11ZM14 170V171H13ZM27 170V171H26ZM50 170V171H49ZM190 170V171H189ZM202 170V171H201ZM214 170V171H213ZM219 171V172H216V171ZM220 170H222L220 172ZM263 170V171H262ZM4 171V170H3ZM5 171V172H6ZM24 171V172H23ZM45 171V172H44ZM125 171V172H124ZM138 171V172H137ZM147 171V172H146ZM213 171V173H212ZM253 171V172H251ZM9 172V173H8ZM14 172V174H13ZM16 172V173H15ZM31 172V173H30ZM44 172V173H43ZM149 172V173H148ZM186 172V173H185ZM198 172V174H197ZM259 172V173H258ZM26 173V174H25ZM33 173V174H32ZM38 173V174H37ZM50 175H48V174ZM61 173V174H60ZM134 173V174H132ZM135 173H138L135 174ZM176 173V174H175ZM179 173V174H177ZM216 173V174H214ZM219 173V175H218ZM155 174V177H152L154 176ZM187 174V175H186ZM263 174V175H262ZM14 175V176H13ZM20 175V176H19ZM39 175V176H37ZM41 175V176H40ZM56 175V176H55ZM59 175V176H58ZM137 175V176H136ZM141 177H144L147 176L145 179H148L150 181H154L153 183L148 181L149 186L148 188L144 187L143 190L139 189L141 185H139L140 183V180L142 178ZM150 177H149V176ZM175 175V176H174ZM189 175V176H188ZM200 175V176H199ZM252 177H251V176ZM11 176V177H10ZM16 176V177H15ZM130 176V177H129ZM136 176V177H134ZM21 177V178H20ZM60 177V178H59ZM139 177V180L137 179ZM157 177V178H156ZM174 177V178H173ZM200 177V178H199ZM4 180H3V179ZM28 178V179H27ZM45 178V179H44ZM143 178V179H144ZM166 178V179H165ZM194 178V179H193ZM254 178V180L252 181V179ZM256 178V179H255ZM43 179V180H42ZM68 179V180H67ZM127 179V180H126ZM136 179V181H135ZM154 179V180H153ZM192 179V180H190ZM56 180V181H55ZM157 180V181H155ZM216 180V181H215ZM244 180V181H243ZM251 180V181H250ZM55 183H54V182ZM62 181V182H61ZM68 181V182H67ZM164 181V182H163ZM173 181V182H172ZM191 181V182H190ZM200 181V182H198ZM222 181V182H221ZM40 182V183H39ZM53 184H52V183ZM64 182V185L62 187H60V183L63 184ZM124 182V183H123ZM168 182V184H167ZM172 182V183H171ZM219 182V183H217ZM221 182V183H220ZM254 182V183H253ZM42 183V184H41ZM52 184L51 186H54V187H58V191H56L57 189L54 188V189H50L49 193L54 190L53 192H51L53 194V197L55 195V197L57 198H53L52 197V194H50V198L49 199L51 202H45L43 203L40 202L41 200L44 199V197L46 196V194L42 192H40V190L38 191L37 193V196L36 197V190L34 191L35 188L39 187V186H44V185H47V184ZM66 183V184H65ZM187 183V184H186ZM194 183V184H193ZM199 185H198V184ZM202 183V184H201ZM36 186H35V185ZM57 184V185H56ZM59 184V185H58ZM72 184V185H71ZM141 184V183H140ZM152 184V185H151ZM193 184V185H192ZM206 184V185H205ZM246 184V185H243ZM248 184V185H247ZM254 184V185H252ZM257 184V185H256ZM259 184V185H258ZM10 185V186H9ZM12 185V186H11ZM25 185V186H24ZM31 185V186H30ZM56 185V186H55ZM151 185V186H150ZM182 185V186H181ZM185 185V186H184ZM201 185V186H200ZM220 185V186H219ZM256 185V186H255ZM28 186V187H26ZM65 186V187H64ZM138 186V187H137ZM163 186V187H162ZM178 186V187H177ZM190 186V187H189ZM194 186V187H193ZM197 186V187H196ZM200 186V187H199ZM250 186V187H249ZM252 186V187H251ZM13 187V188H12ZM165 187V188H164ZM172 187V188H171ZM184 187V188H183ZM225 187V188H224ZM248 187V191H247V188ZM254 187V188H253ZM3 188V189H2ZM163 190H162V189ZM170 188V189H169ZM182 188V190H181ZM218 188V189H217ZM220 188V189H219ZM5 189V190H4ZM22 189V190H20ZM29 189V190H28ZM33 189V190H32ZM94 189V190H93ZM147 189V190H146ZM161 189V190H160ZM204 189V190H203ZM253 191L251 193H253V195L250 193V191ZM32 190V191H30ZM38 190V188H37ZM140 190V191H139ZM156 190L158 192H156ZM193 190V191H192ZM225 190V191H224ZM22 191V192H21ZM26 191V192H25ZM136 191V192H135ZM166 191V192H165ZM173 191V192H172ZM175 191V192H174ZM181 191V192H180ZM200 191V192H199ZM218 191V192H217ZM220 191V192H219ZM9 192V193H8ZM21 194H20V193ZM40 192V193H39ZM58 192V193H56ZM168 192V193H167ZM170 192V193H169ZM198 192V193H197ZM33 193V194H31ZM55 193V194H54ZM60 193V194H59ZM17 194V195H16ZM18 194H20L18 196ZM58 194V195H57ZM151 194V195H150ZM156 194V195H155ZM163 194V195H162ZM175 194V195H174ZM177 194V195H176ZM195 194V195H194ZM203 194V196H202ZM228 194V195H227ZM25 195V196H24ZM182 195V196H181ZM192 195V196H191ZM262 195V196H261ZM6 196V197H5ZM17 196L19 198H17ZM30 198H29V197ZM35 196V197H33ZM42 196V197H41ZM62 196V197H61ZM173 196V197H172ZM179 196V197H178ZM214 196V197H213ZM216 196V197H215ZM15 197V198H14ZM32 197V198H31ZM41 197V198H40ZM65 197V198H64ZM135 197V198H134ZM146 197V199H145ZM186 197V198H185ZM12 198V199H11ZM36 198V199H35ZM39 198V199H38ZM46 198V197H45ZM64 198V199H63ZM143 198V199H142ZM168 198V199H167ZM174 198V199H173ZM10 199V200H8ZM35 199V200H33ZM170 199V200H169ZM187 201H185V200ZM199 199V200H198ZM254 199V200H253ZM33 200V202H32ZM62 200V201H61ZM64 200V201H63ZM151 200V201H150ZM165 200V201H164ZM5 201V202H4ZM8 201V203H7ZM11 201H14L11 203ZM20 201V202H19ZM39 201V203H38ZM164 201V202H163ZM180 201V202H179ZM194 201V202H192ZM10 202V203H9ZM29 202V203H28ZM38 204H37V203ZM155 202V203H153ZM209 202V203H208ZM215 202V204H214ZM7 203V204H5ZM19 203V204H18ZM41 203V204H40ZM53 203V205H52ZM179 203V204H177ZM184 203L187 204V206L184 205ZM189 203V204H188ZM207 203V204H206ZM221 203V204H220ZM31 204V206H30ZM37 204V205H36ZM40 204V205H39ZM59 204V205H58ZM61 204V205H60ZM153 205V207H156L157 211L155 213V216H153L151 218V216H149L146 211H145V208L147 205ZM170 204V205H169ZM174 204V205H173ZM239 204V205H238ZM9 205V207H8ZM21 205V206H20ZM42 205V206H41ZM56 205V206H55ZM163 205V206H162ZM183 205V206H182ZM213 205V206H212ZM237 205V206H236ZM242 205V206H241ZM4 206V207H3ZM18 206V207H17ZM29 206V207H27ZM54 206V207H52ZM82 206V207H81ZM91 206V207H90ZM168 206V207H167ZM177 208H176V207ZM183 208H181V207ZM201 206V207H200ZM8 207V208H7ZM12 207V209H10ZM14 207V208H13ZM16 207V208H15ZM26 210V212H23V208ZM26 207V208H25ZM31 207V208H30ZM45 207V208H44ZM50 207V208H49ZM66 207V208H65ZM85 207V208H84ZM88 207V208H87ZM98 207V208H97ZM138 207V208H137ZM145 207V208H144ZM172 207V208H171ZM184 207H187V208H184ZM232 207V209H231ZM21 209V210H18V209ZM35 208V209H34ZM39 208V209H38ZM57 208V209H56ZM90 208V209H89ZM159 208V209H158ZM176 208V209H175ZM193 208V209H192ZM201 208V209H200ZM212 208V209H211ZM238 208V209H237ZM8 209V211H7ZM16 209V210H15ZM77 209V210H76ZM87 209V210H86ZM92 209V210H91ZM139 209V210H138ZM227 209V211H226ZM15 210V211H14ZM24 210V211H25ZM52 210V211H51ZM72 210V212L70 211ZM76 210V211H75ZM166 210V211H165ZM196 210V211H194ZM205 210V212H204ZM22 211V212H21ZM28 211V212H27ZM46 211V212H45ZM49 211V212H48ZM139 211V212H138ZM238 211V213H237ZM55 212V213H54ZM93 212V213H92ZM160 212V213H159ZM164 212V213H163ZM169 214H168V213ZM243 212V213H242ZM22 213V214H21ZM24 213V214H23ZM37 213V214H36ZM40 213V214H39ZM50 213V214H49ZM79 213V214H78ZM89 213V214H88ZM146 213V215H145ZM200 213V214H199ZM26 214V215H25ZM28 214V215H27ZM54 214V215H53ZM58 214V215H57ZM83 214V216L81 215ZM160 214V215H159ZM192 214V215H191ZM81 215V216H80ZM95 215V216H94ZM99 215V216H98ZM183 215V216H182ZM196 215V216H195ZM232 215V216H231ZM235 215V217H233ZM255 215V216H254ZM27 216V218L25 217ZM40 216V217H39ZM52 216V217H51ZM54 216V217H53ZM58 216V217H57ZM76 216V217H75ZM142 216V217H141ZM181 216V217H180ZM189 216V217H188ZM214 216V217H213ZM216 216V217H215ZM239 216V217H238ZM25 217V218H24ZM35 217V218H34ZM38 217V218H37ZM89 217V218H88ZM147 217V218H146ZM183 217V218H182ZM185 217V218H184ZM238 217V218H237ZM20 218V219H19ZM50 218V219H49ZM58 218V219H57ZM61 218V219H60ZM246 218V219H245ZM24 219V220H23ZM28 219V220H27ZM30 219V220H29ZM36 219V220H35ZM60 219V220H59ZM64 219V220H63ZM84 219V220H83ZM156 219V220H155ZM159 219V220H158ZM167 219V220H166ZM233 219V220H232ZM236 219V220H235ZM249 219V220H248ZM21 220V221H20ZM70 220V221H69ZM153 220V221H152ZM23 221V222H22ZM33 221V222H32ZM36 221V222H35ZM39 221V222H37ZM42 221V222H41ZM152 221V222H151ZM195 221V222H194ZM221 221V223H220ZM19 224H18V223ZM22 222V223H21ZM26 222V223H25ZM67 224H64L66 223ZM75 224H74V223ZM234 222V223H233ZM248 222V223H247ZM21 223V224H20ZM69 223V224H68ZM77 223V224H76ZM110 223V224H108ZM6 224V225H5ZM30 224V226H29ZM97 224V225H96ZM241 224V225H240ZM261 224V225H260ZM62 225H64L62 227ZM155 225V226H154ZM2 226V227H1ZM4 226V227H3ZM16 228H15V227ZM22 226V227H21ZM66 226V227H65ZM69 226V227H68ZM73 226V227H72ZM112 226V227H111ZM159 226V227H158ZM62 227V229H61ZM65 227V228H64ZM82 227V228H81ZM240 227V228H239ZM64 228V229H63ZM244 228V229H243ZM261 228V230H260ZM7 229V230H6ZM15 229V230H14ZM99 229V230H98ZM108 229V230H107ZM151 229V230H150ZM233 229V230H232ZM240 229V230H238ZM251 229V230H250ZM258 229V230H257ZM107 230V231H106ZM154 230V231H153ZM76 231V232H75ZM112 231V232H110ZM192 231V232H191ZM202 231V232H201ZM212 231V233H211ZM14 232V233H13ZM89 232V233H88ZM101 232V233H100ZM223 232V233H222ZM60 233V234H59ZM70 233V234H69ZM73 233V234H72ZM77 233V234H76ZM195 233V234H194ZM199 233V234H198ZM241 233V234H240ZM81 234V235H80ZM86 234V235H85ZM88 234V235H87ZM108 234V235H107ZM159 234V236H158ZM189 234V235H188ZM246 236H245V235ZM69 235V236H68ZM99 235V236H98ZM108 237H107V236ZM163 235V236H162ZM165 235V236H164ZM194 235V236H193ZM104 236V237H102ZM106 236V238H105ZM115 236V237H114ZM155 236V237H154ZM190 236V237H189ZM242 236V238H241ZM245 236V237H244ZM30 237V236H29ZM30 237V238H31ZM58 237V238H57ZM72 237V238H71ZM74 237V238H73ZM90 237V238H89ZM158 237V238H157ZM179 237H182V238H179ZM188 237V239H187ZM213 237V238H212ZM249 237V238H248ZM63 238V239H62ZM67 238V239H66ZM89 238V239H88ZM105 238V239H104ZM161 238V239H160ZM175 238V239H174ZM200 238V239H199ZM237 238V239H236ZM29 239V241H28ZM34 239V240H33ZM39 239V240H38ZM57 241H56V240ZM96 241H95V240ZM110 239V240H109ZM244 240L243 241H241ZM256 239V240H255ZM27 240V241H26ZM47 240V241H46ZM70 242V244H65V243H68ZM75 240V241H74ZM164 240V241H163ZM195 240V241H194ZM204 240V241H202ZM34 241V242H33ZM36 241V242H35ZM59 241V242H58ZM159 241V242H158ZM179 241V242H178ZM23 242V243H21ZM25 242V243H24ZM30 242V243H29ZM41 242V243H40ZM49 242V243H48ZM52 242H54L53 244H51ZM57 242V243H56ZM72 242V243H71ZM74 242L76 244H74ZM78 242V243H77ZM86 242V243H85ZM89 242V243H88ZM162 242V243H161ZM208 242V243H207ZM27 243L29 244L28 245V248H27ZM36 243H39V244H36ZM80 243V244H79ZM88 243V244H87ZM91 243V244H90ZM102 243V244H101ZM190 243V244H189ZM251 243V244H250ZM35 244V245H34ZM51 244V245H50ZM64 244L66 246H64ZM74 244V251L73 249L71 250V248H74L73 245ZM82 244V245H81ZM165 244V245H164ZM171 244V245H170ZM204 244V245H203ZM260 244V245H259ZM2 245V246H1ZM5 245V246H4ZM13 245V246H12ZM22 245H23V248H22ZM33 245V246H32ZM42 245V246H41ZM47 245V246H45ZM55 245V246H54ZM72 245V247H71ZM245 245V247L243 246ZM18 246V247H17ZM59 246V247H58ZM68 246V247H67ZM77 246V247H76ZM149 246V247H148ZM202 246V247H201ZM250 246V247H249ZM10 247V248H9ZM17 247V248H16ZM37 247V248H36ZM60 247H63L61 248L60 250H58ZM65 247V248H64ZM67 247V248H66ZM71 247V248H69ZM81 247V248H80ZM242 247V248H241ZM248 247V248H247ZM21 248V249H20ZM80 248V250H79ZM200 248V249H199ZM207 248V249H206ZM13 249V250H12ZM19 249V250H18ZM29 249V250H28ZM55 249V250H54ZM64 249V250H63ZM70 251V253H68ZM69 249V250H68ZM84 249V250H83ZM161 249V250H160ZM204 249V250H203ZM209 249V250H208ZM6 250H8V252H6ZM18 250V251H17ZM22 250V251H21ZM32 250V251H31ZM58 250V251H57ZM65 251V255H63L62 251ZM39 251V252H38ZM46 251V252H45ZM57 251V252H56ZM85 251V252H84ZM131 251V252H130ZM243 251V252H242ZM12 252V253H11ZM33 252V253H32ZM53 252V253H52ZM59 252V254H58ZM62 252V253H60ZM77 252L79 254H77ZM93 252V253H92ZM212 252V253H211ZM247 252V253H246ZM38 253V254H37ZM49 253V254H48ZM57 253V254H56ZM68 253V255H66ZM72 253V254H71ZM75 253V254H74ZM116 253V254H115ZM207 253V254H206ZM25 254V255H24ZM52 254V255H51ZM70 254V255H69ZM219 254V255H218ZM244 254V255H243ZM34 255V256H33ZM64 257H62V256ZM82 255V256H81ZM85 255V256H84ZM202 255V256H201ZM249 255V256H248ZM25 256V257H24ZM39 256V257H37ZM59 256V257H58ZM246 256V257H245ZM248 256V258H247ZM22 257V258H21ZM58 259H56V258ZM71 257V258H72ZM111 257V258H110ZM214 257V258H213ZM27 258V260H26ZM42 258V259H41ZM60 258V259H61ZM242 258V259H241ZM3 259V261H2ZM24 259V260H23ZM120 259V260H119ZM262 259V260H261ZM35 260V261H34ZM57 260V261H56ZM69 260V261H70ZM126 260V261H125ZM130 260V261H129ZM212 260V261H211ZM28 261V262H27ZM41 261V262H40ZM21 262V263H20ZM32 262V263H31ZM52 262V263H51ZM55 262V263H54ZM101 262V263H100ZM127 262V263H126ZM72 264L71 262H68V263H65V264Z\"/></svg>", "mask_w": 264, "mask_h": 264}, {"label": "bare ground", "instance_id": "bare-ground-1", "mask_svg": "<svg viewBox=\"0 0 264 264\" xmlns=\"http://www.w3.org/2000/svg\"><path fill=\"white\" fill-rule=\"evenodd\" d=\"M10 1V0H9ZM18 1V0H17ZM30 1V0H29ZM51 1L53 2V1H55V0H31V3H30V6H28L29 8V10H30V8L33 10V11H35V7H36V9L38 8V10H39V7H37V5L38 4H40V6L41 5H43V9H44V7L46 8L45 9V12H42V13H44V14H42V15H40L39 17L36 15V14H32V15H36L35 17H33V18H35V19H31V20H36L37 18H39V19H41V20H39V24H41L42 25V28H43V22H44V24L45 23H47L46 25H48L49 26V28H50V23H51V25H52V22L55 20V23H57L58 25H56L55 27H53V28H50V30L48 29V31H47V29H46V27H45V25H44V27H45V29H46V31H47V33L48 34H46V35H48V36H46L45 35V37L44 36H42V37H44V38H42L41 36V38H39V40H37L38 41V43L39 44H36L37 46L35 47L34 46V44L32 45V48L33 47H35L34 48V50L36 51V53H37V50H39V52L41 51V49H43L42 51H44L45 50V48H47V50H49L48 49V47L49 48H51V51H52V49H55L56 51H58L59 53H61V56H62V58H63V60H64V62H66V64L68 65L67 66V68H68V70L69 69H72L71 71L69 70V71H67L68 73H69V75H67L66 74V72H65V78L63 77V78H61L60 80H66L67 82H68V80L70 79V80H72V78H78V80H80V82L79 83H81L82 82V86L83 85H85L86 87H87V89H89V94H91V95H89V96H92V97H90V98H88L87 97V95H86V97L89 99V104L88 105H90V108H89V110H90V112H91V110H93L91 107H93L94 108V110H95V112H94V114L96 113V116H97V118L99 119V123H101V125H105L106 127L109 125V124H112L111 123V121H117V120H115L116 118H114V116L118 113H123L122 114V116L123 117H121L122 119L120 120L121 121V124H120V130H121V132L123 131L124 132V138L125 139H127L128 141H132V138H133V142H134V139H136L135 141H137V139L138 138H141V139H144L145 140V138L147 137V136H149L148 134H150L151 135V140H153V137L156 135V134H159V135H157V136H160V141H161V139H162V145L161 144H159V145H157L158 144V140L159 139H157V147L158 148H161V150H158V151H156L155 152V154L156 153H158L156 156H155V158H159V157H162V158H164V157H167L168 156V158L169 157H175L176 159L177 158H180V155L182 156V154H179V152H181V151H179V149L176 147V145H175V143H174V139L176 138V140L177 139H179V138H177V136L175 135V134H180L179 136L180 137H185L186 135H187V132L186 131H183V129H182V127H181V129H182V131L181 130H179V131H177L176 129V131H177V133H175V130H174V127H175V125L173 126L172 125V122H170V114L173 112V110H172V112L170 113V111L168 110L169 109V107H171V106H169V105H165V101L166 100H164V102L161 100H159L160 99V94H162V93H164L165 92V95L166 94H168V91H167V85L169 84H167L166 82H165V80H164V77L166 78V81H170V72H174V71H184V69H185V67H186V61L188 60V58H198V57H200V54L203 52V49H205V48H207V47H205L204 45L206 44L205 43V39L206 38H208V37H210V36H208V37H206L207 35H205V34H207L206 32L205 33H203L204 32V30L206 29L205 27V29H201L203 26H199V24L198 25H193V26H190V27H192V28H190L191 30H189V31H191V33L193 34V37L192 36H189V34H191V33H187L188 34V36H189V38L190 37H192V39H188V38H185L187 41H191V42H193V43H191L190 45H186V44H189V42L188 43H186L185 41L186 40H184V44H180L179 46H173L172 48H170V47H168V49H166L165 51H164V57L162 58V59H158V58H153L152 57V55L150 54L151 53V50H150V53H147V54H144V53H146V52H144V50H142V46L140 47V45H139V43H140V38H141V32H142V30H144V29H142L141 27H143L144 25H142L141 27L139 26H137V24L135 25L134 23H132V22H130L129 24L127 23V21H125L128 17H123V18H125V20H123L122 19V17L121 18H119V15L117 14L118 13V11L121 9V8H119V10L116 12V8H115V6H114V8H115V10H114V12H112V8L110 9V8H108V7H106L105 5H104V7L103 6H101V7H103V8H98V6H97V8H98V10L95 12V8H92L93 10H91L90 9V5L89 4H91V7H93L94 5L92 4L93 2H92V0H68L67 2H65L62 6L59 4H57L59 7H56V6H51ZM57 1V0H56ZM59 1V0H58ZM100 1V0H99ZM112 2L114 1V0H111ZM117 1V0H116ZM135 2H137V0H134ZM152 1V0H151ZM147 1V0H138V3L137 4H139V6H133V9H135V11H137V9H140V10H143L141 13H139V14H137V15H135L134 14V16H135V19H137V18H141V16L143 17V19H142V21L143 22H146L147 23V26L149 25V26H152L153 27V25L156 23L155 21H156V19H157V21H159V20H162V18L161 19H158V17L156 16V15H154L155 13H153V11L156 9L155 7V3H154V1ZM163 1H165V0H163ZM169 1V0H168ZM167 1V2H168ZM180 1V0H179ZM178 1V2H179ZM182 1V0H181ZM218 1V0H217ZM221 1V0H220ZM233 1V0H232ZM241 1V0H240ZM253 1V0H252ZM260 1V0H259ZM258 1V2H259ZM21 2V1H20ZM97 2V1H96ZM109 2V1H108ZM112 2H110V3H112ZM126 2H127V0H126ZM156 2V1H155ZM160 1H158V3H159ZM166 2V1H165ZM166 2V3H167ZM170 2H173L172 0L170 1ZM170 2L169 3H167V4H170ZM198 2V0H190L189 2L188 1H185V0H183L182 1V3H184L181 7H183V12L184 13H187V15H189V14H192L193 13V11H194V8H195V6H196V3ZM204 2V1H203ZM202 2V3H203ZM216 2V1H215ZM241 2H243V1H241ZM245 2V1H244ZM247 2V1H246ZM245 2V3H246ZM254 2V1H253ZM19 3V2H18ZM56 3V2H55ZM119 3V2H118ZM122 3V2H121ZM124 3H125V1H124ZM131 3H132V1H131ZM130 3V4H131ZM150 3H151V5L153 6V4H155L154 6V10L152 11H150L149 10V8H150ZM153 3V4H152ZM157 3V4H158ZM201 3V4H202ZM220 3H222V2H220ZM229 3V2H228ZM232 3V2H231ZM240 3V2H239ZM245 3H243L244 5H245ZM247 3H250V2H247ZM252 3V2H251ZM22 4V3H21ZM97 4H99V3H97ZM103 4H104V2H103ZM115 4H116V2H115ZM120 4V3H119ZM167 4H165V6L167 5ZM200 4V3H199ZM210 4H212V3H210ZM217 4V3H216ZM215 4V5H216ZM218 4H219V2H218ZM226 4V3H225ZM235 4V3H234ZM242 4V3H241ZM242 4V5H243ZM255 4V3H254ZM260 4V3H259ZM26 5V4H25ZM32 5V6H31ZM87 5H89V9H87V12L85 11L84 12V10H83V12L82 11H80L79 12V7L80 6H82V7H86ZM93 5V6H92ZM96 5V4H95ZM101 5V4H100ZM99 5V6H100ZM114 5V4H113ZM124 5V4H123ZM171 5V4H170ZM169 5V6H170ZM214 4H213V6L212 7H214L215 6ZM224 5V4H223ZM236 5V4H235ZM237 5H238V3H237ZM240 5V4H239ZM244 5H243V7H244ZM10 6V5H9ZM15 6V5H14ZM109 6H110V4H109ZM132 6V5H131ZM168 6V7H169ZM173 6V5H172ZM202 6V5H201ZM208 6V5H207ZM230 6V5H229ZM248 6V8H249V6L250 5H247ZM246 6V7H247ZM256 6V5H255ZM6 7V6H5ZM95 7V6H94ZM111 7V6H110ZM122 7V6H121ZM125 7V6H124ZM160 7H162V6H160ZM167 7V6H166ZM218 7V6H217ZM226 7V6H225ZM231 7V6H230ZM240 7V6H239ZM238 6H237V8H239ZM242 7V6H241ZM2 8V7H1ZM42 8V7H41ZM40 8V9H41ZM81 8V7H80ZM87 8H88V6H87ZM126 8V7H125ZM207 8V7H206ZM215 8V7H214ZM222 8V7H221ZM227 8H229V7H227ZM248 8H246V10L248 9ZM3 9V8H2ZM95 9V10H94ZM123 9V8H122ZM151 9H152V7H151ZM158 9V8H157ZM156 9V10H157ZM159 9H161V8H159ZM159 9H158V11H159ZM165 10L167 9V8H164ZM209 9V8H208ZM211 9V8H210ZM224 9V8H223ZM231 9V8H230ZM244 10H245V7L243 8ZM250 9V8H249ZM260 9V8H259ZM4 10H6L5 8H4ZM20 10V9H19ZM168 10H169V8H168ZM212 10V9H211ZM211 10H209V11H211ZM214 10V9H213ZM216 10V9H215ZM241 10V9H240ZM240 10H239V12H240ZM24 11V10H23ZM22 11V12H23ZM32 11V12H33ZM44 11V10H43ZM72 11H77L76 13V15L74 16V18H73V20H71V18H70V13H72ZM199 11V10H198ZM208 11V10H207ZM222 11V10H221ZM228 11V10H227ZM232 11V10H231ZM260 11V10H259ZM127 12V11H126ZM125 12V13H126ZM130 12V11H129ZM168 12V11H167ZM173 12H175V10L173 11ZM177 12V11H176ZM200 12H202V11H200ZM203 12H204V10H203ZM206 12V11H205ZM233 12V11H232ZM236 12V11H235ZM246 12V11H245ZM245 12L243 13V14H245ZM13 13H16L15 11L13 12ZM12 13V14H13ZM25 13L28 15V13H30V12H28V11H25ZM121 13V12H120ZM159 13V12H158ZM160 13H162V12H160ZM165 13V12H164ZM169 13V12H168ZM167 13V14H168ZM197 13V12H196ZM208 13V12H207ZM206 13V14H207ZM220 13V12H219ZM231 13V12H230ZM234 13V12H233ZM232 13V14H233ZM248 13V12H247ZM7 14V13H6ZM17 14V13H16ZM15 14V15H16ZM163 14V13H162ZM161 14V15H162ZM178 14V13H177ZM221 14H223V11H222V13ZM220 14V15H221ZM14 15V14H13ZM13 15H12V18H13ZM19 15H20V13H19ZM22 15H23V13H22ZM21 15V16H22ZM25 15V14H24ZM23 15V16H24ZM39 15V14H38ZM141 15V16H140ZM157 15H159V14H157ZM170 15V14H169ZM168 15V16H169ZM186 15V14H185ZM193 15V14H192ZM197 15H199V13L197 14ZM205 15V14H204ZM235 15V14H234ZM240 15H241V13H240ZM17 16V15H16ZM26 16V15H25ZM30 16V15H29ZM68 16H69V18H68ZM124 16H128V15H124ZM131 16V15H130ZM174 16V15H173ZM180 16V15H179ZM178 16V17H179ZM199 16H201V15H199ZM224 16V15H223ZM227 16V15H226ZM229 16V15H228ZM227 16V19L229 18ZM233 16V15H232ZM232 16L230 17V18H232ZM238 16V15H237ZM236 16V17H237ZM242 17L244 16V15H241ZM240 16V17H241ZM255 16V15H254ZM15 17V16H14ZM160 17V16H159ZM184 17V16H183ZM188 17V16H187ZM204 17V16H203ZM220 17V16H219ZM222 17V16H221ZM235 16H234V18H236ZM239 17V16H238ZM241 17V18H242ZM246 17V16H245ZM9 18V17H8ZM46 20H45V19ZM90 18V19H89ZM164 18V17H163ZM212 18V17H211ZM217 18V17H216ZM223 18H225V17H223ZM222 18V19H223ZM240 18V19H241ZM252 19H254L253 17H251ZM256 18V17H255ZM14 19V18H13ZM29 19H30V17H29ZM28 18H27V20H29ZM129 19V18H128ZM134 19V20H135ZM183 19V18H182ZM190 19V18H189ZM195 19V18H194ZM197 19H200V17L199 18H197ZM197 19L195 20V21H197ZM219 19V18H218ZM227 19H225L224 21H226ZM237 19V18H236ZM263 19V18H262ZM30 20V24H32L31 21ZM131 20V19H130ZM133 20V19H132ZM164 20V19H163ZM166 20V21H165ZM164 21L167 23L166 25H167V28H168V34L170 35V19H169V17L167 18V19H165ZM172 20H174V19H172ZM217 20V19H216ZM231 19H229V21H230ZM255 20V19H254ZM13 21V20H12ZM125 21V22H124ZM202 21V20H201ZM234 21H235V19H234ZM37 22V21H36ZM137 22V21H136ZM181 22V21H180ZM184 22V21H183ZM237 22V21H236ZM1 23V22H0ZM3 23H7L8 24V22H3ZM13 23V22H12ZM18 23V22H17ZM26 23L28 24V22L26 21ZM35 23V22H34ZM142 23V22H141ZM178 23V22H177ZM182 23V22H181ZM192 23V22H191ZM200 23V22H199ZM251 23V22H250ZM262 23V22H261ZM260 23V24H261ZM16 24V23H15ZM29 24V25H30ZM97 24V26H98V30L100 31V30H102L101 31V33L99 34V38H98V36H95V38L97 39H99V43L98 42H96L97 44H99V49H97V54L99 53V55H100V57H99V55H98V58L96 59L95 58V56H94V58H93V56H92V53H96V50H93L92 48H95V47H91L90 48V42H89V46H86L85 47V49H82L83 47H81L80 49H82L84 52H82V50H79V48H78V41H80V40H82V39H84V38H82L81 39V37H84L85 36V34H87V36H88V34L89 35H91V33L93 34V33H95V34H97L96 32H94V31H96L97 29L95 28V30H93V31H91V29H93V26L95 27V25ZM144 24V23H143ZM249 24V23H248ZM259 24V25H260ZM9 25H10V23H9ZM24 25V24H23ZM22 24H21V26H23ZM53 25H54V23H53ZM52 25V26H53ZM138 25H141V24H139L138 23ZM172 25V24H171ZM174 25V24H173ZM181 25H183L182 27L184 28V30L188 27L189 28V26H186V28H185V23L184 24H181ZM180 25V26H181ZM186 25H188V23L186 22ZM191 25V24H190ZM206 25V24H205ZM256 25V24H255ZM258 25V26H259ZM5 26V25H4ZM11 27L12 26H15L14 24L13 25H10ZM9 26V27H10ZM20 26V25H19ZM35 26V25H34ZM38 26H40V25H37L36 27L37 28H39ZM47 26V27H48ZM224 26V25H223ZM236 26V25H235ZM251 26V25H250ZM249 26V27H250ZM257 26V25H256ZM257 26V27H258ZM3 27V26H2ZM7 27V26H6ZM8 27V28H9ZM29 27V26H28ZM41 27V26H40ZM154 27H155V25H154ZM181 27V28H182ZM212 27V26H211ZM216 27V26H215ZM215 27H213V28H215ZM246 27V26H245ZM248 27V28H249ZM253 27H254V25H253ZM253 27L251 28V29H253ZM257 27H255L256 29H258ZM7 28V29H8ZM16 28H18V30L19 31H21L20 30V28L18 27V25H17V27ZM148 28V27H147ZM210 28V27H209ZM209 28L208 29H206V31L208 32V34H209ZM224 28V27H223ZM3 29V31L5 30L4 28H2ZM6 29V30H7ZM151 29V28H150ZM226 29V28H225ZM5 30V32H7ZM12 30V29H11ZM22 30H26V29H24V28H22ZM31 29H29V31H30ZM33 30V29H32ZM31 30V31H32ZM39 30H41V29H39ZM42 30H44V29H42ZM166 30V29H165ZM181 30V29H180ZM213 29L211 28V30L210 31H212ZM215 31L216 30H218L217 28L216 29H214ZM219 30H221V29H219ZM219 30H218V32H219ZM223 30V29H222ZM221 30V31H222ZM237 30V29H236ZM248 30V29H247ZM246 30V31H247ZM9 31V30H8ZM29 31L27 32V30L26 31H24V33L26 32L27 34L29 33ZM37 31V30H36ZM147 31V30H146ZM151 31V30H150ZM181 31H183V30H181ZM187 31V30H186ZM224 31V30H223ZM245 30H242V28H241V30L238 32V33H236V35H235V33L233 34V35H235L234 37H232L231 38V41L230 42H232V45H230L231 47L230 48H228V46H227V48L229 49V56H225V58H222V59H219V60H217V59H215V58H213L210 62L208 61H206L205 60V62H204V66H201L200 68V70H198L199 71V75H198V78L197 77H195L196 79H198L197 81H200V83H204L206 80H208V79H210V78H212V79H218L219 80V78L218 77H221L220 75L223 73V72H225L226 71V73H227V71L229 70L228 68H230V66L231 65H234V66H236L237 64L240 66V65H244L245 67L247 66V67H250V69L248 68V70L246 71L248 74H252L251 76H253V75H255L256 76V78H258L257 76H262V75H264V39L262 38V37H264V26H261V28H259L258 29V32H254L255 33V35L253 34H251L252 35V37L254 38H260L261 40H259V41H257V40H255V39H250L249 37L251 36L250 35V33L248 34L247 32H246ZM22 32V34H23V31H21ZM34 32V31H33ZM39 32V31H38ZM41 32V31H40ZM44 32V31H43ZM91 32V33H90ZM144 32V31H143ZM152 32V31H151ZM179 32V31H178ZM236 32V31H235ZM249 32H250V30H249ZM252 32V31H251ZM7 33H9V32H7ZM176 33V32H175ZM183 33V32H182ZM221 33V32H220ZM2 34V33H1ZM0 34V35H1ZM10 34V33H9ZM30 34V33H29ZM38 34H41V33H38ZM45 34V33H44ZM94 34V35H95ZM180 34V32L178 33V35ZM184 34H185V32H184ZM216 34H217V32H216ZM216 34H212V35H216ZM219 34V33H218ZM217 34V35H218ZM222 34V33H221ZM3 35V34H2ZM13 35V34H12ZM20 35H21V33H20ZM19 34L17 35L18 36V38H19V36H20ZM34 35V36H33ZM33 35H31V36H29V37H36V33L35 34H33ZM42 35H43V33H42ZM148 35V34H147ZM182 35V34H181ZM180 35V36H181ZM209 35H211V34H209ZM216 35V36H217ZM226 35V34H225ZM232 35V36H233ZM4 36V35H3ZM22 36L23 35H21V38H22ZM26 36V35H25ZM38 36V35H37ZM214 36H213V38H214ZM219 36V35H218ZM221 36V35H220ZM5 37V36H4ZM7 37V36H6ZM15 37V36H14ZM13 37V38H14ZM28 37V38H29ZM32 37V39H34ZM149 37V36H148ZM182 37H183V35H182ZM212 37V36H211ZM211 37L210 38H208V41L211 39ZM223 37V36H222ZM222 37H221V39H222ZM251 37V38H252ZM9 38H10V36H9ZM12 38V37H11ZM18 38H17V40H18ZM27 37L26 38H24V39H28ZM79 38H80V40H79ZM86 38V37H85ZM93 38H94V36H93ZM165 38V37H164ZM170 38V37H169ZM212 38V39H213ZM215 38H217V37H215ZM228 38V37H227ZM16 39V38H15ZM20 39V38H19ZM86 39H88V38H86ZM85 39V40H86ZM175 39H177V38H175ZM179 39H180V37H179ZM212 39H211V41H212ZM218 39V38H217ZM30 40V39H29ZM28 40V41H29ZM34 40H36V38L34 39ZM144 40V39H143ZM142 40V41H143ZM154 40V39H153ZM173 40H174V38H173ZM182 40V39H181ZM224 40V39H223ZM31 41V40H30ZM33 41V40H32ZM91 41V40H90ZM94 41V40H93ZM98 41V40H97ZM146 41V40H145ZM148 41V40H147ZM157 41V40H156ZM176 41V40H175ZM179 41V40H178ZM183 41V40H182ZM181 41V42H182ZM207 41V40H206ZM215 40L213 39V42H214ZM217 41V40H216ZM219 41V40H218ZM217 41V42H218ZM82 41H80V43H81ZM92 42V41H91ZM149 42V41H148ZM154 42H155V40H154ZM157 42H159V41H157ZM171 42H173V41H171ZM180 42V41H179ZM223 42V41H222ZM9 42H7V44H8ZM15 43V42H14ZM21 42H19V44H20ZM26 43V42H25ZM93 43V45L91 44V46H94V45H97V44H94L95 43V41L94 42H92ZM147 43V42H146ZM162 43V42H161ZM176 43L177 42H175V45H176ZM183 43V42H182ZM211 42H208V44H210ZM227 43H228V41H227ZM1 44V43H0ZM6 44V45H7ZM87 45H88V43H86ZM85 44V45H86ZM144 44V43H143ZM158 44V43H157ZM167 44H171L170 42L169 43H167ZM172 44H174V43H172ZM179 44V43H178ZM215 44V43H214ZM2 45V44H1ZM9 45V44H8ZM11 46H12V43L10 44ZM16 45H17V43H16ZM15 44H14V46H16ZM28 44H26V46H27ZM30 44H29V46H31ZM142 45V44H141ZM147 45V44H146ZM207 45V44H206ZM211 45V44H210ZM213 45V44H212ZM210 46L211 48L210 49H213L212 47H214L215 48V46ZM217 45V44H216ZM3 46V45H2ZM20 46H22V44L20 45ZM80 46V45H79ZM82 46V45H81ZM98 46V45H97ZM144 46V45H143ZM152 46V45H151ZM155 46V45H154ZM164 46V45H163ZM218 46V45H217ZM6 47V46H5ZM4 47V48H5ZM155 47H157V46H155ZM205 47V48H204ZM209 47V46H208ZM220 47V46H219ZM2 48V47H1ZM18 48V47H17ZM24 48H25V46H24ZM23 48V49H24ZM31 48V47H30ZM31 48V49H32ZM149 48V47H148ZM218 48V47H217ZM225 48H226V46H225ZM14 49V47L12 48V50ZM16 49V48H15ZM96 49V48H95ZM150 49V48H149ZM152 49V48H151ZM209 49V48H208ZM210 49H209V51H210ZM216 49V48H215ZM221 48H218V51L220 50ZM10 50V49H9ZM26 50H27V47H26ZM34 50H32V53L34 52ZM55 50L53 51L54 52V54H55ZM155 50V49H154ZM206 50V49H205ZM204 50V51H205ZM226 50V49H225ZM14 51V50H13ZM13 51H9V53H13ZM20 51H22V49L20 50ZM19 51V52H20ZM24 51V50H23ZM30 52H31V50H29ZM29 51H27V52H29ZM46 51V50H45ZM45 51L43 52V56H44V53H45ZM50 51V50H49ZM49 51H47L48 53H49ZM95 51V52H94ZM211 51H213V50H211ZM210 51V52H211ZM215 51V50H214ZM213 51V52H214ZM3 51H1V53H2ZM29 52V53H30ZM46 52V53H47ZM53 52H50L49 54H51V53H53ZM58 52H56V53H58ZM82 52V54H80ZM144 52V53H143ZM158 52V51H157ZM217 52V51H216ZM225 52V51H224ZM9 53H7V54H9ZM23 53H25V52H23ZM31 53V54H32ZM42 53V52H41ZM47 53V54H48ZM153 53V52H152ZM160 53V52H159ZM162 53H163V50H162ZM208 53V52H207ZM215 53V52H214ZM220 53V52H219ZM227 53H228V51H227ZM20 54V53H19ZM18 54V55H19ZM34 54V53H33ZM38 54V53H37ZM208 54H210V53H208ZM213 54V53H212ZM220 54H222V53H220ZM2 55V54H1ZM1 55H0V57H1ZM10 55V54H9ZM9 55H8V57H9ZM16 55V54H15ZM15 55L14 56H10V58L11 57H15ZM20 55H22V53L20 54ZM28 56H29V54H27ZM36 54H34V56H35ZM39 55H41V54H39ZM59 55V54H58ZM96 55V54H95ZM214 55V54H213ZM212 55V56H213ZM223 55H225V53L223 54ZM4 56V55H3ZM7 56V55H6ZM24 55H22L20 58H22ZM33 56V57H34ZM38 56V55H37ZM51 56V55H50ZM60 56V57H61ZM163 56V55H162ZM161 56V57H162ZM204 56H205V53H204ZM206 56H207V54H206ZM205 56V57H206ZM209 56V55H208ZM207 56V57H208ZM215 56H216V54H215ZM17 57H19V56H17ZM13 58L12 59V61H11V59L10 58H8V59H10V60H4V59H2V58H0V167L1 166H3V165H1V163L3 162V163H5V161L6 160H8L9 158H11V160L13 159V158H16L20 153H21V151L22 152H24V149H26V148H28V146L30 147V145H32V143H33V141L35 140V138H36V136H38V134H40V133H42V132H44L43 133V135L45 134V132H47V131H49L50 129H52V127H55L59 122H58V120L61 118H55V117H53L52 116V114L51 113H53L54 114V110H53V108H51V105H54V103L52 104V103H50V102H52V101H54V100H47L49 97H46L45 95H42V93H44V94H48V92L50 91V90H48L47 89V91H46V93L45 92H43L42 91V93L41 92H38V91H36V89H37V87H36V89H34L35 91L34 92H29V91H21V88L20 87H22V86H16V84H15V86L14 85H11V86H14V87H19V91L16 93V94H13L12 96H8L7 94H5V95H3V96H6V97H3L2 96V93H4V91L6 90H4L3 91V89H2V86L3 85H6L5 83H3L2 81L4 80V79H9V77H11V75H10V69L11 68H13V63H15L14 62V60L16 59V60H19L18 58ZM26 57V56H25ZM24 57V58H25ZM32 57V55H31V58H33ZM54 57V56H53ZM203 56H201V58H202ZM204 57V58H205ZM217 57H219V56H217ZM23 58V59H24ZM46 61L48 60L49 61V59H47V58H45V56L43 57ZM43 58H42V60H43ZM210 58H211V56H210ZM220 58H221V56H220ZM21 60V61H19L20 63H23L24 62V60ZM27 59H29V58H27ZM207 59V58H206ZM216 60V61H214L213 62V60ZM32 60V59H31ZM36 60V59H35ZM199 60H201V59H199ZM209 60V59H208ZM33 61V60H32ZM62 61V60H61ZM27 62V61H26ZM28 62H29V60H28ZM56 62V61H55ZM63 62V63H64ZM84 62H87V64L86 63H84ZM10 63H12V65L10 66L11 68L9 69V65H10ZM20 63H18L17 65H18V67H17V65H15L16 67H17V69L19 68V64ZM25 63V62H24ZM49 63H50V61H49ZM63 63L61 64L62 65V67H65V65L63 66ZM188 63H189V61H188ZM199 62L198 61H195V63L194 64H198ZM201 63V65H202V62H200ZM235 63H236V65H235ZM27 64V63H26ZM25 64V65H26ZM43 61H42V66H43ZM53 64V63H52ZM84 64V65H83ZM189 64H191V63H189ZM24 65V66H25ZM49 65V64H48ZM60 65V64H59ZM85 65H86V67H85ZM14 66V67H15ZM22 66L23 65H21V68H20V71H21V69H22ZM28 67H29V65H27ZM41 66V67H42ZM49 66H51V64L49 65ZM48 66V67H49ZM54 66V65H53ZM52 66V68H54ZM233 66V67H234ZM8 67V68H7ZM26 67V66H25ZM48 67H44L43 69L45 70V68H48ZM56 67V66H55ZM196 67H198L197 65H196ZM195 67V68H196ZM232 67V68H233ZM24 68V67H23ZM35 68H37V67H35ZM34 68V69H35ZM235 68V67H234ZM233 68V69H234ZM239 68V67H238ZM7 69H9V70H7ZM28 69V68H27ZM30 69H32V68H30ZM29 69V70H30ZM38 69H39V66H38ZM51 69V68H50ZM57 69L59 70V72H61V71H63L62 69H60L59 68V66H57ZM187 69V68H186ZM185 69V70H186ZM188 69H189V67H188ZM194 69V68H193ZM228 69V70H227ZM15 69H12L11 70V72H13ZM28 70V71H29ZM41 70V69H40ZM47 70V69H46ZM54 70V69H53ZM57 70V71H58ZM74 70V71H73ZM237 70V69H236ZM23 71V70H22ZM24 71H25V69H24ZM31 72L32 71H35V70H30ZM36 71H37V69H36ZM54 71H56V70H54ZM72 71H73V74H71L72 73ZM107 71L109 72H112V73H114V71H116V73L118 74V72L117 71H119L120 72V75L118 74L117 76L115 75V77L113 76V75H111L110 73V77H109V75L107 76L106 74H107ZM190 71V70H189ZM191 71H192V67H191ZM195 71V70H194ZM229 71H233L232 69L231 70H229ZM229 71H228V73H229ZM235 71V70H234ZM238 71V70H237ZM243 71H244V69H243ZM249 71V72H248ZM30 72V75H35V74H33V73H31ZM40 72H43V70L42 71H39V73ZM45 72V71H44ZM44 72L42 73V74H44ZM59 72H58V76H57V78L58 77H61V76H59ZM230 72V73H231ZM236 72V71H235ZM240 72V71H239ZM239 72H238V74H239ZM245 72V73H246ZM14 73V72H13ZM34 73H36V72H34ZM38 72H37V74H39ZM45 73H47V72H45ZM48 73H50V71L48 72ZM47 73V74H48ZM55 73V72H54ZM116 73H114V74H116ZM180 73V72H179ZM229 73V74H230ZM232 73H234V72H232ZM231 73V74H232ZM240 73H242V72H240ZM12 74V73H11ZM26 74H27V70H26V73L24 72V75L26 76ZM37 74H36V76H37ZM41 74V73H40ZM71 74V75H70ZM185 74V73H184ZM197 74V73H196ZM224 74V73H223ZM230 74V75H231ZM236 74V73H235ZM248 74H246L247 76H248ZM13 75V74H12ZM15 75V74H14ZM14 75H13V77H14ZM20 75H23V73L21 74V72H20V74H19V78H21L20 77ZM23 75V76H24ZM28 75V74H27ZM30 75H28L29 77H30ZM169 75V77H167ZM194 75L195 74H193L192 76L194 77ZM225 75V74H224ZM237 75V74H236ZM235 75V76H236ZM243 75V74H242ZM245 75V74H244ZM243 75V76H244ZM246 75L244 76V77H246ZM16 76V75H15ZM22 76V77H23ZM40 76V75H39ZM192 76H191V78H192ZM197 76V75H196ZM239 76V75H238ZM243 76H242V79L240 80H238V79H236L235 77H234V75H232V77H234L235 79H234V81H233V78H231L230 76V78L232 79L230 82H232V83H234V84H236V83H241V82H244V83H246L247 82V78L248 77H246V78H243ZM17 77V76H16ZM17 77V78H18ZM35 77V76H34ZM45 77V75H43V78ZM50 77V75L48 74V76H47V78H49ZM53 77V76H52ZM56 77V76H55ZM109 77V78H108ZM226 76H224V78H225ZM263 77V76H262ZM15 78V77H14ZM19 78L17 79V80H19ZM40 78H42L41 76H40ZM42 78V79H43ZM187 78V77H186ZM223 78V77H222ZM223 78V79H224ZM264 78V77H263ZM29 79V78H28ZM175 79H177V78H175ZM180 79V78H179ZM194 79V78H193ZM17 80H15L16 82H17ZM30 81L32 80V79H29ZM40 80V81H39ZM51 80H53V79H50V81ZM57 80V79H56ZM55 80V82H57V83H59L58 81H56ZM59 80V79H58ZM59 80V81H60ZM62 80V81H63ZM77 80V79H76ZM75 80V81H76ZM78 80L76 81V82H78ZM191 80V79H190ZM222 80V79H221ZM221 80H219V81H221ZM225 80V79H224ZM227 80V79H226ZM250 80V79H249ZM248 80V81H249ZM264 80V79H263ZM4 81H6V80H4ZM11 81H14V79L13 80H11ZM22 81V80H21ZM29 81V82H30ZM37 81L39 82L38 84L40 85L39 87H41V79H37L36 80V82L35 83H37ZM44 82H45V80H43ZM174 81V80H173ZM228 81V80H227ZM252 81H253V79H252ZM7 82H8V80H7ZM19 82V81H18ZM17 82V85L19 84ZM22 82H24V80L22 81ZM21 82V83H22ZM32 82V81H31ZM44 82H43V84H44ZM67 82H62V85L64 86V84L63 83H66L67 84ZM70 82V81H69ZM191 82H193V81H191ZM195 82V81H194ZM213 82H215V80L213 81ZM218 82V81H217ZM251 82V81H250ZM255 82V81H254ZM257 82H259V80L257 81ZM261 82V81H260ZM2 83H3V85H2ZM15 83V82H14ZM26 82H24V84H25ZM34 83V85H36ZM41 83V84H40ZM61 83V82H60ZM71 83V82H70ZM171 83V82H170ZM197 83V82H196ZM212 83V82H211ZM216 83V82H215ZM222 83V82H221ZM229 83V82H228ZM227 83V84H228ZM252 83V82H251ZM262 83V85H261V87H260V103H259V105L258 106H256L255 108L258 110V112L260 113V118L262 119H264V81L263 82H261ZM13 84V83H12ZM23 84V85H24ZM32 84V83H31ZM42 84V85H43ZM46 84V83H45ZM73 84V86H75L74 85V83H71V85ZM199 84V83H198ZM233 84V85H234ZM250 84V83H249ZM257 84V83H256ZM20 85V84H19ZM30 85V84H29ZM51 85H52V81H51ZM61 85V84H60ZM67 85H68V87H67ZM66 85V87H67V89H69V84H67ZM70 85V87L71 88H73L72 86ZM202 85V84H201ZM210 85V84H209ZM218 85H219V83H218ZM220 85H223V84H220ZM33 86V85H32ZM47 86V84L45 85V86H43V87H46ZM76 86H78L77 84H76ZM75 86V89H77V87ZM81 85H80V87L81 88H83ZM84 86V87H85ZM197 86V85H196ZM199 86V85H198ZM207 86H208V82H207ZM213 86H214V83H213ZM217 86V85H216ZM240 86V85H239ZM239 86H237V87H239ZM245 86V85H244ZM14 87L12 88V89H14ZM25 87V86H24ZM27 87V86H26ZM34 87V86H33ZM218 87V86H217ZM221 87V86H220ZM223 87H225V85H223ZM254 87H255V85H254ZM257 87H259L258 86V84H257ZM3 88H5V86L3 87ZM211 88V90L210 91H213L212 90V87H210ZM216 88V87H215ZM222 88V87H221ZM221 88H219V90L221 89ZM226 88H227V86H226ZM225 88V89H226ZM231 88V87H230ZM9 89V88H8ZM11 89V88H10ZM40 89V88H39ZM38 89V90H39ZM55 89H57V88H55ZM79 89V88H78ZM77 89V90H78ZM86 89V90H87ZM193 89V88H192ZM217 89V88H216ZM216 89H215V91H216ZM224 89V90H225ZM229 89V88H228ZM231 89H233V88H231ZM239 89V88H238ZM15 90V89H14ZM17 90V89H16ZM16 90L14 91V92H16ZM28 90V89H27ZM30 90H31V88H30ZM52 90H54V89H52ZM61 89L59 88V91H58V89H57V91L58 92H61L60 91ZM65 90H66V88H65ZM65 90H62V91H65ZM70 90V89H69ZM83 90V89H82ZM191 90V89H190ZM218 90V89H217ZM219 90L217 91V93L215 94V96L218 94V92H219ZM224 90H220V91H224ZM235 90V89H234ZM244 90H245V88H244ZM248 90V89H247ZM247 90H245V91H247ZM254 90H255V88H254ZM8 91V90H7ZM11 92H12V90H10ZM41 91V90H40ZM45 91V90H44ZM73 91H74V88H73V90H72V93H73ZM194 91H197V89L195 88V90ZM193 91V92H194ZM199 91V90H198ZM197 91V92H198ZM210 91L208 92L207 91V93H208V95H209V93H210ZM227 91V90H226ZM231 91V90H230ZM233 91V90H232ZM231 91V92H232ZM237 91V90H236ZM244 91V92H245ZM252 91H253V88H252ZM9 92V91H8ZM7 92V93H8ZM51 92V91H50ZM66 92V91H65ZM170 92V91H169ZM186 92V91H185ZM192 92V90H191V93H193ZM205 92V91H204ZM213 92V93H214ZM235 92V91H234ZM239 92H240V90H239ZM256 92V91H255ZM6 93V92H5ZM52 94L54 93V92H51ZM80 93H82V92H80ZM80 93H75V95L77 94V96L80 94ZM199 93H201V92H198L197 94H199ZM203 93V92H202ZM206 92H205V94H207ZM212 93V92H211ZM212 93V94H213ZM227 93V92H226ZM233 93V92H232ZM236 93V92H235ZM12 94V93H11ZM56 94V93H55ZM64 94V93H63ZM66 94H67V96L68 95H70V93H67L66 92ZM87 94V93H86ZM223 94V93H222ZM229 94V93H228ZM228 94H225L224 93V98L223 99H225V95H228ZM238 94V93H237ZM236 94V95H237ZM243 94V93H242ZM244 94H246V93H244ZM9 95H10V93H9ZM51 95V94H50ZM59 94H56L55 96H58ZM60 95H61V93H60ZM82 94H80V96H81ZM169 95V94H168ZM167 95V96H168ZM183 95V94H182ZM188 95V94H187ZM203 95V94H202ZM230 96H231V94H229ZM233 95V94H232ZM235 95V94H234ZM235 95V96H236ZM248 95V94H247ZM247 95H243L244 97H246ZM254 95V94H253ZM252 95V96H253ZM2 96V97H1ZM8 96V97H7ZM48 96V95H47ZM71 96V95H70ZM72 96H74V94H72ZM83 96H84V92H83ZM190 96H191V98H190ZM190 96H189V98L191 99V101H192V96L193 95H191L190 94ZM195 96V95H194ZM197 96V95H196ZM199 96V95H198ZM197 96V97H198ZM200 96H201V94H200ZM215 96H214V99H215ZM217 96H219V95H217ZM222 96V95H221ZM234 96V97H235ZM250 96V95H249ZM44 97H46V98H44ZM52 97H54V96H52ZM52 97H50V99L52 98ZM61 97V96H60ZM65 96L64 95H62V98H64ZM79 97V96H78ZM166 97V96H165ZM188 97V96H187ZM202 97H207L206 95L205 96H201V99H202ZM209 97V96H208ZM220 97V96H219ZM233 97V98H234ZM240 97V96H239ZM238 97V98H239ZM56 98V97H55ZM59 98V97H58ZM58 98H57V100L56 101H58ZM62 98H61V100H62ZM66 98H69L70 100L72 99V98H70L69 96L68 97H65L64 99H66ZM86 98V99H87ZM188 98V99H189ZM194 98V97H193ZM199 98V97H198ZM212 98H213V95H212ZM228 98V97H227ZM231 98H232V96H231ZM238 98H236L237 100H238ZM242 98V97H241ZM247 98V97H246ZM256 98V97H255ZM46 99V101H48L49 103H50V109L51 110H53V111H49V108L46 106V105H44L43 103H44V100ZM60 99V98H59ZM74 99V98H73ZM77 99V98H76ZM79 99V98H78ZM78 99H77V101H78ZM81 99L82 100H84L85 101V97H83L82 98V96H81V98H80V103H81ZM166 99V98H165ZM187 99V100H188ZM204 99V98H203ZM202 99V100H203ZM208 99V98H207ZM220 99V98H219ZM222 99V100H223ZM250 99V98H249ZM75 100V99H74ZM169 100V99H168ZM194 100V99H193ZM221 100V101H222ZM232 100V99H231ZM230 100V102H232V101H234V99L231 101ZM244 100L246 101V99L244 98ZM251 100V99H250ZM55 101V102H56ZM60 101V100H59ZM58 101V102H59ZM63 101V100H62ZM66 102L68 101V99H66L65 100ZM64 101V102H65ZM188 101H190V100H188ZM190 101V102H191ZM198 101H201V100H198ZM206 101V100H205ZM204 101V102H205ZM212 101V100H211ZM239 101H240V103H241V99L239 98ZM249 101V100H248ZM247 101V102H248ZM57 102V106L59 105V103ZM64 102H62V103H64ZM65 102V103H66ZM76 102V101H75ZM75 102L73 101H70V102H67L68 104H75ZM162 102H163V104H162ZM169 102V101H168ZM202 102V101H201ZM207 102V101H206ZM209 102H210V99H209ZM209 102L207 103L208 105H209ZM213 102V101H212ZM211 102V103H212ZM219 102V101H218ZM217 102V104H220V103H218ZM225 102V101H224ZM252 102V101H251ZM250 102V103H251ZM64 103V104H65ZM77 103V102H76ZM198 104H199V102H197ZM210 103V104H211ZM227 103H229V102H227ZM237 103H239V102H237ZM243 103V102H242ZM56 104V103H55ZM67 104V105H68ZM71 104V105H72ZM78 104V103H77ZM86 104V105H87ZM169 104H170V102H169ZM184 104V103H183ZM203 104V103H202ZM207 104H206V106H207ZM213 104V103H212ZM234 104V103H233ZM244 104V103H243ZM254 104V103H253ZM62 105V104H61ZM61 105H59V106H61ZM79 105V104H78ZM178 105V104H177ZM185 105V104H184ZM222 105V104H221ZM220 105V106H221ZM236 105V104H235ZM234 105V106H235ZM245 105V104H244ZM56 106V107H57ZM65 106V105H64ZM73 106H75V105H72L71 107H73ZM79 106H81V104L79 105ZM78 106V107H79ZM169 106V107H168ZM181 106V105H180ZM186 106V105H185ZM199 106V105H198ZM214 107V105H210V107ZM216 106V105H215ZM219 105H217V107H218ZM226 106V105H225ZM224 106V107H225ZM229 107H230V105H228ZM227 106V107H228ZM237 106V105H236ZM239 106H240V104H239ZM255 106V105H254ZM52 107H55V105L54 106H52ZM61 107H63V105L61 106ZM71 107H69L70 109H72L71 110V112L73 111V110H75L74 109V107L73 108H71ZM83 107V106H82ZM82 107H80V108H82ZM87 107V106H86ZM89 107V106H88ZM168 109H167V108ZM174 107V106H173ZM178 107V106H177ZM209 107V106H208ZM211 107V108H212ZM241 107H243V106H241ZM246 107V106H245ZM58 109L60 108V107H57ZM64 108V107H63ZM75 108H77L76 106H75ZM85 108V107H84ZM198 108V107H197ZM207 108V107H206ZM219 108V107H218ZM61 109V108H60ZM65 110L66 109H68L67 107H65L64 108ZM130 109H135L136 110V112H137V110H139V112L141 113V115H142V118H143V116H144V118H147L146 119V121H144L142 124H135L134 122V124L133 123H131V122H129V120H127L128 118V116H130V113H129V115H127V116H124V115H126V111H129ZM199 109V108H198ZM202 109V108H201ZM200 109V110H201ZM217 109V108H216ZM223 109V108H222ZM233 109V108H232ZM236 109H238V107L236 108ZM247 109V108H246ZM255 109V110H256ZM56 110V109H55ZM76 110H78V108L76 109ZM73 111V112H79V111H81V110H78V111ZM82 110H84L83 108H82ZM126 110V111H125ZM134 110V111H135ZM176 110V109H175ZM209 110H211V109H209ZM256 110V111H257ZM62 111H64V110H62ZM85 111V110H84ZM82 112L81 114H83V115H85L86 116V114L88 115V113H85V112H87L88 111V108H87V110L85 111V112ZM177 111V110H176ZM175 111V112H176ZM181 111H184L183 109L181 110ZM196 111V110H195ZM199 111V110H198ZM212 112H213V110H211ZM215 111V110H214ZM236 111V110H235ZM238 111H239V109H238ZM255 111V112H256ZM58 110H57V114H58ZM68 112V111H67ZM67 112L65 111V113L67 114ZM70 112V115H72V114H74V113H71ZM89 112V111H88ZM132 113H131V115H134L133 114V111H131ZM180 112V111H179ZM185 112H186V110H185ZM204 112V111H203ZM206 112V111H205ZM216 112H218V110L216 111ZM216 112H214L215 114H216ZM227 112V111H226ZM234 112V111H233ZM69 113V112H68ZM85 113V114H84ZM92 113H93V111H92ZM188 113V112H187ZM213 113V114H214ZM259 113H257V115L259 114ZM59 114H61L60 112H59ZM58 114V115H59ZM77 114V113H76ZM81 114H80V116H81ZM138 114V113H137ZM136 114V115H137ZM174 114V113H173ZM204 114H206V113H204ZM203 114V115H204ZM214 114V115H215ZM236 114V113H235ZM239 114V113H238ZM50 115L52 116V118L50 119ZM78 115V114H77ZM76 115V116H77ZM90 115V114H89ZM177 115V114H176ZM186 115V114H185ZM184 115V116H185ZM191 114H189V116H190ZM202 115V114H201ZM210 115V114H209ZM208 115V116H209ZM214 115H212V117L214 116ZM217 115V114H216ZM240 115H241V113H240ZM256 115V116H257ZM56 116V115H55ZM61 116V115H60ZM64 117H66L65 115H63ZM73 116H75V115H73ZM72 116V117H73ZM96 116H95V118H96ZM183 115H182V117H184ZM189 116H187V117H189ZM206 116V115H205ZM211 116V115H210ZM220 116V115H219ZM215 117V118H212L211 119V123H213V124H219V122H223L224 120H225V118L222 116V117ZM239 116V115H238ZM63 117V118H64ZM70 117V116H69ZM91 117V116H90ZM92 117L94 118V116L92 115ZM116 117V116H115ZM173 117V116H172ZM181 117V118H182ZM187 117H185V118H187ZM196 117V116H195ZM195 117H193V120H195L194 118ZM198 117V116H197ZM228 117V116H227ZM230 118H231V116H229ZM233 117V116H232ZM237 117V115L235 116V119H238V118H236ZM240 117V116H239ZM244 117V116H243ZM62 118V119H63ZM67 118H68V114H67ZM82 118V117H81ZM80 118V119H81ZM88 118V117H87ZM94 118V119H95ZM97 118H96V120H97ZM114 118V119H113ZM131 118V117H130ZM138 118V117H137ZM175 118V120L177 121V119H176V117H174ZM179 118V117H178ZM181 118H179V119H181ZM192 118V117H191ZM206 118V117H205ZM211 118V117H210ZM70 120H72L71 118H69ZM75 119H76V117H75ZM78 119H79V117H78ZM84 119V118H83ZM86 119V118H85ZM89 119V118H88ZM87 119V120H88ZM113 119V120H112ZM179 119H178V121H179ZM207 119V118H206ZM205 119V120H206ZM209 119V118H208ZM207 119V120H208ZM232 119H234V118H232ZM240 119H242V117H240ZM246 119V118H245ZM248 119V118H247ZM254 119V118H253ZM259 119V118H258ZM68 120V119H67ZM69 120V121H70ZM74 120V119H73ZM72 120V121H73ZM87 120H85V121H87ZM91 120V119H90ZM90 120L88 121V122H90ZM141 120V119H140ZM143 120H145V119H143ZM174 120V119H173ZM173 120H171V121H173ZM182 120H184L185 121V119H183L182 118ZM181 120V121H182ZM191 121H192V119H190ZM200 120V119H199ZM201 120H202V118H201ZM205 121V122H207V124H208V122H209V124H210V120H208V121ZM65 121V120H64ZM71 121V123H73ZM75 121V120H74ZM139 121V120H138ZM237 121V120H236ZM238 121H239V119H238ZM250 121V120H249ZM262 121H264V120H262ZM262 121H260V122H262ZM62 122V121H61ZM68 122V121H67ZM92 122V121H91ZM96 122V121H95ZM98 122V121H97ZM142 121H140V123H141ZM174 122V121H173ZM183 122V121H182ZM188 122V121H187ZM185 123V126H186V124H188V123ZM203 122V124H204V120L202 121ZM231 122H233V121H231ZM231 122H229V125H230V123ZM235 122V121H234ZM241 122V121H240ZM70 123V122H69ZM68 123V124H69ZM114 123V122H113ZM119 123V122H118ZM175 123V122H174ZM177 123H179V122H177ZM177 123H175L176 124V128H177ZM193 123H194V121H193ZM244 123V122H243ZM62 124H63V122H62ZM66 123L64 122V125H65ZM94 126H95V123H94V121H93V123H92ZM116 124H117V122H116ZM115 124V125H116ZM191 124V123H190ZM228 124V123H227ZM238 124H239V122H238ZM258 124V123H257ZM264 124V123H263ZM53 125H55V126H53ZM59 125V124H58ZM60 125H61V123H60ZM64 125H62V126H64ZM67 125V124H66ZM70 125V124H69ZM85 125H87V124H85ZM97 125H99V124H97ZM101 125H99V126H101ZM119 125V124H118ZM117 125V126H118ZM180 125H181V122H180ZM195 125H196V127H197V123H195ZM200 125H202V124H200ZM211 125V124H210ZM221 125V124H220ZM241 125H243L242 123H241ZM241 125H240V127H241ZM61 126V127H62ZM72 126V125H71ZM70 126V127H71ZM83 126V125H82ZM89 126H90V124H89ZM93 126V127H94ZM99 126L97 127L98 129H100L99 128ZM104 126V127H105ZM111 126V125H110ZM179 126V125H178ZM189 126V125H188ZM191 126H192V124H191ZM199 126V125H198ZM204 126H206V125H204ZM212 126V125H211ZM258 126V125H257ZM263 126V125H262ZM60 127V126H59ZM93 127L91 126V128L90 129H93ZM114 126L112 125L111 127H110V130L109 129H107L106 128V130H107V133H105L104 132V130L105 129H103V131H102V133L104 132L106 135H107V137H109V140L110 139H112V140H114L115 141V144L116 145H118V148L119 147H126V145H125V143L126 144H129L128 143V141L127 142H125V143H123V141L121 140V137H123V136H121L120 137V139L118 138L119 137V130H118V127L116 128V126H115V128H116V130H114L115 128H113ZM215 127H219V126H216L215 125ZM230 127H231V125H230ZM255 127V126H254ZM253 127V128H254ZM264 127V126H263ZM66 128V127H65ZM96 127H94V129H95ZM190 128L191 127H189V130H190ZM193 128V127H192ZM210 128V127H209ZM212 128V127H211ZM224 128V127H223ZM57 129H58V126H57ZM57 129H55L54 130V133H57V132H55V131H57ZM63 129V128H62ZM85 129V128H84ZM89 129V130H90ZM98 129H96V130H98ZM179 129V128H178ZM187 130H188V128H186ZM185 129V130H186ZM195 129V128H194ZM201 129V128H200ZM193 130V131H191V132H189V136H191V137H193V138H195V137H200V135H201V130ZM203 129V128H202ZM212 129H214V128H212ZM248 129V128H247ZM255 129V128H254ZM59 130H60V128H59ZM101 130V129H100ZM105 130V131H106ZM109 130V131H108ZM188 130V131H189ZM206 130V129H205ZM204 130V131H205ZM211 130V129H210ZM215 130V129H214ZM216 130H217V128H216ZM224 130H225V128H224ZM227 130V129H226ZM240 130V129H239ZM243 130H245V133H247L246 134V136L248 135V132H246V128H244ZM242 130V131H243ZM252 130V129H251ZM72 131V130H71ZM91 131V130H90ZM212 131V130H211ZM210 131V132H211ZM248 131H249V129H248ZM53 131L51 130V133H52ZM89 132V131H88ZM87 132V133H88ZM99 132V131H98ZM101 132V131H100ZM121 132H120V134H121ZM122 132V133H123ZM209 132V131H208ZM209 132V133H210ZM213 132V131H212ZM211 132V133H212ZM218 132V131H217ZM217 132H215L216 134H217ZM252 132V131H251ZM49 133V132H48ZM81 133V132H80ZM84 133V132H83ZM86 133V132H85ZM89 133H91V132H89ZM96 133V132H95ZM210 133V134H211ZM218 133H220L221 134V132H220V130H219V132ZM225 133V132H224ZM239 133V132H238ZM243 133V132H242ZM53 134V133H52ZM51 134V135H52ZM82 134V133H81ZM98 134V133H97ZM101 134V133H100ZM99 134V135H100ZM210 134H209V136H210ZM214 134V133H213ZM260 134V133H259ZM41 136H43L42 134H40ZM40 135H39V137H40ZM45 135H47L48 136V134H45ZM103 135V134H102ZM101 135V136H102ZM204 135V134H203ZM205 135H206V133H205ZM208 135V134H207ZM206 135V136H207ZM222 135V134H221ZM220 135V136H221ZM252 135V134H251ZM256 135V134H255ZM46 136V138H49V137H47ZM50 136V135H49ZM97 136V135H96ZM100 136V137H101ZM202 136V135H201ZM213 136V135H212ZM229 136V135H228ZM227 136V137H228ZM100 137H99V139H100ZM103 137V136H102ZM101 137V138H102ZM156 137V136H155ZM182 137V138H183ZM203 137V136H202ZM201 137V138H202ZM215 137H217V136H215ZM249 137H250V135H249ZM262 137V136H261ZM260 137V138H261ZM264 137V136H263ZM262 137V138H263ZM42 138V137H41ZM62 138V137H61ZM89 138V137H88ZM98 138V137H97ZM97 138H95V139H97ZM105 138H106V136H105ZM105 138H102L103 140L105 139ZM129 138H131L130 140H129ZM181 138V139H182ZM210 139H212L211 138V136L209 137ZM214 138V137H213ZM219 138V137H218ZM218 138H216V139H218ZM230 138V137H229ZM259 138V139H260ZM261 138V139H262ZM123 139V138H122ZM148 139V138H147ZM205 139V138H204ZM203 139V140H204ZM248 139V138H247ZM53 140V139H52ZM60 140V139H59ZM108 140V139H107ZM106 139H105V142H106V144L108 145V141H107ZM138 140H140V139H138ZM189 140V139H188ZM196 140H197V138H196ZM264 140V139H263ZM38 141V140H37ZM96 141V140H95ZM111 141V140H110ZM109 141V142H110ZM114 141H111V142H114ZM149 141V140H148ZM205 141H207V138H206V140H204V142ZM209 141V140H208ZM207 141V142H208ZM211 141V140H210ZM208 142V143H212V141L211 142ZM224 141V140H223ZM255 141H257V139L255 140ZM254 140L252 141V144H253V142H255ZM47 142V141H46ZM97 142H99V141H97ZM132 142V143H133ZM139 142V141H138ZM142 142V141H141ZM156 142V141H155ZM179 142H181V141H179ZM179 142H176V144H178ZM236 142H239V141H235L234 142V144L235 145H237V143ZM244 142H246L245 144H242L243 142H240L243 146L242 147H238L237 146V149L236 148H233V149H231L228 153L229 154H232V153H234L235 151H237V152H239V154L240 155H245L244 157H247L248 156V154H249V152H255V153H257L256 155L257 156H255L256 157V161H255V163H253L254 164V166L256 165V167L255 168H257V166L259 165L260 167H264V149H262V148H264V147H259V145L257 144L256 145V143L257 142H255V144L254 145H256V146H251L250 147V145L249 146H246L247 144H251L250 142H249V140H244ZM35 143V142H34ZM33 143V144H34ZM40 143V142H39ZM44 143V142H43ZM54 143V142H53ZM58 143V142H57ZM65 143V142H64ZM69 143V142H68ZM93 143V142H92ZM134 143H136V142H134ZM148 143H150V141L148 142ZM147 143V144H148ZM154 143V142H153ZM152 143V144H153ZM207 143V144H208ZM217 142H215V144H216ZM222 143V142H221ZM239 143V144H240ZM260 143H261V141H260ZM52 144V143H51ZM62 144V143H61ZM61 144H59V146L61 145ZM114 144V143H113ZM138 144V143H137ZM181 144V143H180ZM195 144V143H194ZM199 144V143H198ZM204 144V143H203ZM203 144L201 143V145L203 146ZM206 144V145H207ZM214 143L212 144V145H215ZM238 144V145H239ZM251 144V145H252ZM36 145V144H35ZM65 145V144H64ZM109 145H110V147H111V145H112V143L110 144L109 143ZM109 145H108V147H109ZM132 145V144H131ZM139 145V144H138ZM149 145H151V144H149ZM175 145V147H173ZM179 145V144H178ZM182 145V144H181ZM261 145V144H260ZM264 145V144H263ZM50 146V145H49ZM128 146L129 145H127V148H128ZM191 146V145H190ZM189 146V147H190ZM208 146L209 145H207V150H205V151H207L208 152V154H209V151L211 150V149H209L208 148ZM216 146V145H215ZM214 146V147H215ZM32 147V146H31ZM41 147V146H40ZM39 147V148H40ZM43 147H45V146H42V148ZM105 147V146H104ZM109 147V148H110ZM130 147V146H129ZM139 147V146H138ZM152 147V146H151ZM153 147H155L154 145H153ZM157 147H155V149L157 148ZM186 147V146H185ZM203 147H205L206 148V146H205V144H204V146ZM209 147H211V145L209 146ZM217 147V146H216ZM36 148H38V146L36 147ZM58 148H60V147H58ZM101 148V147H100ZM116 148V147H115ZM117 148V149H118ZM150 148V147H149ZM163 148V149H162ZM205 148H203V151H204V149ZM213 148V147H212ZM29 149V148H28ZM27 149V150H28ZM34 149V148H33ZM51 149H53V148H51ZM122 150H124L123 148H121ZM132 149V148H131ZM27 150H26V152H27ZM32 150V149H31ZM38 150H40V149H37V151ZM54 151H55V149H53ZM119 150V149H118ZM117 150V151H118ZM122 150H121V154H122V156H123V154H124V156H125V153L123 152L122 153ZM125 150H127L126 148H125ZM124 150V151H125ZM149 150V149H148ZM151 150H153V149H151ZM184 150V149H183ZM197 150V149H196ZM214 149H212V151H213ZM114 151H115V149H114ZM116 151V152H117ZM128 151V150H127ZM191 151V150H190ZM217 151V150H216ZM225 151V150H224ZM29 152V151H28ZM36 152V151H35ZM34 152V153H35ZM41 152V151H40ZM129 152V151H128ZM127 152V153H128ZM145 152V151H144ZM147 152V151H146ZM189 152V151H188ZM199 152V151H198ZM25 153V152H24ZM34 153H33V155H34ZM118 153V152H117ZM183 153V152H182ZM213 153H216L215 151L213 152ZM220 153V152H219ZM218 153V154H219ZM236 153V152H235ZM234 153V154H235ZM254 153V154H255ZM40 154H42V155H40ZM39 154V156H35L34 157V159H35V161L34 162H36V160H41V158L43 157V153H40ZM47 154V155H46ZM50 154V153H49ZM48 153H44V156L46 155V157H48V155H49ZM56 154V153H55ZM129 154V153H128ZM128 154H126V155H128ZM130 154H131V152H130ZM154 153H153V151L151 152L150 151V153H148V154H142V153H137V154H135L134 156H132V158H127V156H126V159H125V157H124V160H128L131 164L133 163V164H136V166H137V168H138V171H140V175H142L143 174V172L145 171V170H149L150 171V167H151V165H150V160H149V158L150 157H153L154 155H155ZM183 154H185V152L183 153ZM193 154V153H192ZM199 154V153H198ZM207 154V153H206ZM218 154L216 153V156L215 157H212V158H216V157H218ZM251 154V153H250ZM249 154V155H250ZM21 155V154H20ZM26 155V154H25ZM28 155H29V153H28ZM188 155V154H187ZM210 155H212V154H210ZM226 155H227V153H226ZM225 155V156H226ZM247 155V156H246ZM110 156H112V155H110ZM129 156V155H128ZM204 156V155H203ZM207 156H209V155H207ZM23 157V156H22ZM65 157V156H64ZM114 157V156H113ZM197 157V156H196ZM211 157V156H210ZM222 157H224V156H222ZM226 157H228V156H226ZM240 158H239V161H241L240 159H241V156H239ZM250 158L252 157V156H249ZM25 159H26V157H24ZM32 158V157H31ZM52 158V157H51ZM174 158V159H175ZM184 158V157H183ZM209 158V157H208ZM249 158V159H250ZM34 159H32L31 161H33ZM43 159V158H42ZM44 159H45V157H44ZM144 159V160H143ZM154 159V158H153ZM171 159V158H170ZM181 159V158H180ZM210 159V158H209ZM217 159V158H216ZM220 159V158H219ZM219 159H217V160H219ZM223 159V158H222ZM225 159V158H224ZM223 159V160H224ZM14 160V159H13ZM22 160V159H21ZM24 160V159H23ZM28 160V159H27ZM141 160H143V161H145V162H141ZM158 160V159H157ZM191 160V159H190ZM202 160V159H201ZM211 161H212V159H210ZM233 160H236V159H233ZM237 160H238V158H237ZM253 160H254V158H253ZM10 161V160H9ZM126 161H124V162H126ZM149 161V162H148ZM153 161V160H152ZM213 161H215V160H213ZM212 161V162H213ZM230 161V160H229ZM242 161H244V160H242ZM250 161V160H249ZM258 161L260 162V164H262V166L258 163ZM17 162V161H16ZM27 162V161H26ZM33 162V163H34ZM49 162H51V161H49ZM159 162V161H158ZM216 162V161H215ZM223 162H225V161H223ZM222 162V164H224ZM245 162V161H244ZM253 162V161H252ZM12 163V162H11ZM29 163H30V160H29ZM32 163V162H31ZM40 163V162H39ZM48 163V162H47ZM53 163H56V162H53ZM129 163V164H130ZM184 163H186V162H184ZM189 163V162H188ZM191 163V162H190ZM214 163V162H213ZM218 163V162H217ZM220 163V162H219ZM225 163H227V162H225ZM249 163V162H248ZM23 164H24V162H23ZM42 164V163H41ZM151 164H153L152 162H151ZM178 164V163H177ZM212 164V163H211ZM221 164V165H222ZM241 164V163H240ZM250 164V163H249ZM252 164V163H251ZM7 165L8 164H6V167H7ZM16 165V164H15ZM14 165V166H15ZM22 165V164H21ZM27 163H26V167H27ZM30 165V164H29ZM34 165H36V164H34ZM33 165V166H34ZM40 165V164H39ZM45 165H47V164H45ZM201 165H202V163H201ZM214 165H216V163L214 164ZM213 164L212 165H210V166H214ZM226 165V164H225ZM228 165V164H227ZM237 165H239V164H237ZM246 165H248V164H246ZM17 166H18V164H17ZM182 166V165H181ZM209 165H207L206 167H208ZM209 166V168H211ZM218 167H219V164L217 165ZM224 166V165H223ZM235 166V165H234ZM8 167L10 168V166L8 165ZM23 167H25V166H23ZM25 167V168H26ZM121 167V166H120ZM133 167H134V165H133ZM192 167V166H191ZM33 168V167H32ZM55 168V167H54ZM193 168V167H192ZM222 168V167H221ZM11 169V168H10ZM15 169V168H14ZM19 169H21L20 168V164H19ZM29 169V168H28ZM195 169V168H194ZM202 169V168H201ZM215 169V168H214ZM220 169V168H219ZM4 170V171H3ZM127 170V169H126ZM153 170V169H152ZM161 170V169H160ZM212 170V169H211ZM252 170V169H251ZM255 170H257V169H255ZM260 170V169H259ZM6 171V168H5V166L3 167V169L2 168H0V178L1 177H3V175H4V178H5V175L7 176V174H5V173H7V171ZM12 171V170H11ZM14 171V170H13ZM27 171V170H26ZM50 171V170H49ZM137 171V172H138ZM190 171V170H189ZM202 171V170H201ZM214 171V170H213ZM213 171H212V173H213ZM216 171V170H215ZM222 170H220V172H221ZM263 171V170H262ZM9 172H10V170H9ZM8 172V173H9ZM24 172V171H23ZM45 172V171H44ZM43 172V173H44ZM125 172V171H124ZM147 172V171H146ZM216 172H219V171H216ZM251 172H253V171H251ZM16 173V172H15ZM31 173V172H30ZM149 173V172H148ZM186 173V172H185ZM222 173V172H221ZM259 173V172H258ZM262 173H264V172H262ZM10 174V173H9ZM9 174H8V176H9ZM13 174H14V172H13ZM26 174V173H25ZM33 174V173H32ZM38 174V173H37ZM48 174V173H47ZM61 174V173H60ZM132 174H134V173H132ZM135 174H137L138 175V173H135ZM144 174L146 175V173L144 172ZM176 174V173H175ZM177 174H179V173H177ZM197 174H198V172H197ZM214 174H216V173H214ZM49 175V174H48ZM136 175V176H137ZM139 175V176H140ZM187 175V174H186ZM211 173H210V171H209V169L208 168H206V173H205V175L203 176V177H201L202 178V182L204 183V182H206L207 183V185L206 186H204V185H202V187H201V189L202 188H205V190H204V194L206 195V196H209V198L212 196L211 195V191L213 190V189H215V188H213V186H215L214 185V183L215 182H213V180H214V178H216V175H215V177L214 178H211ZM218 175H219V173H218ZM263 175V174H262ZM7 176V177H8ZM14 176V175H13ZM20 176V175H19ZM37 176H39V175H37ZM41 176V175H40ZM50 176V175H49ZM56 176V175H55ZM59 176V175H58ZM136 176H134V177H136ZM143 176V175H142ZM149 176V175H148ZM175 176V175H174ZM189 176V175H188ZM200 176V175H199ZM251 176V175H250ZM11 177V176H10ZM16 177V176H15ZM130 177V176H129ZM147 176H145V178H146ZM150 177V176H149ZM152 177H155V174H154V176H152ZM252 177V176H251ZM21 178V177H20ZM60 178V177H59ZM140 178H142L141 180H140V183H139V185H141L140 186V188L139 189H141L142 187V189L141 190H143L144 189V187H146V188H148V186H149V184L150 183H148V181H150L151 179L150 178H148V179H150V180H148V179H145L144 177H141L140 176ZM144 178V179H143ZM157 178V177H156ZM174 178V177H173ZM200 178V177H199ZM218 178H220V177H218ZM218 178H216V179H218ZM264 178V177H263ZM3 179V178H2ZM28 179V178H27ZM45 179V178H44ZM138 180H139V177L137 178ZM166 179V178H165ZM194 179V178H193ZM221 179V178H220ZM256 179V178H255ZM4 180V179H3ZM43 180V179H42ZM68 180V179H67ZM127 180V179H126ZM154 180V179H153ZM190 180H192V179H190ZM254 180V178L252 179V181ZM56 181V180H55ZM135 181H136V179H135ZM155 181H157V180H155ZM216 181V180H215ZM244 181V180H243ZM251 181V180H250ZM0 182H1V179H0ZM54 182V181H53ZM62 182V181H61ZM68 182V181H67ZM150 182H152V181H150ZM154 182V181H153ZM152 182V183H153ZM164 182V181H163ZM173 182V181H172ZM171 182V183H172ZM191 182V181H190ZM198 182H200V181H198ZM222 182V181H221ZM220 182V183H221ZM40 183V182H39ZM52 183V182H51ZM55 183V182H54ZM124 183V182H123ZM217 183H219V182H217ZM254 183V182H253ZM1 184H2V182H1ZM0 184V185H1ZM42 184V183H41ZM53 184V183H52ZM52 184H47V185H44V186H39V187H37L38 188V190H37V188H35L34 189V191L36 190V197H38L37 196V193H38V191L40 190V192H42V194L41 195H43V193L44 194H46V198L44 197V199L43 200H41L40 202H42L43 201V203L45 202V204H46V202H51L49 199H51L52 200V198H50V194H52L51 192H53L54 190H52L50 193H49V191H50V189H54V188H56V187H54V186H51ZM61 185H60V187H62L63 185H64V182H63V184L62 183H60ZM66 184V183H65ZM167 184H168V182H167ZM187 184V183H186ZM194 184V183H193ZM192 184V185H193ZM198 184V183H197ZM202 184V183H201ZM216 184V183H215ZM35 185V184H34ZM57 185V184H56ZM55 185V186H56ZM59 185V184H58ZM72 185V184H71ZM152 185V184H151ZM150 185V186H151ZM199 185V184H198ZM217 185V184H216ZM243 185V184H242ZM244 185H246V184H244ZM243 185V186H244ZM248 185V184H247ZM252 185H254V184H252ZM257 185V184H256ZM255 185V186H256ZM259 185V184H258ZM264 185V184H263ZM10 186V185H9ZM12 186V185H11ZM25 186V185H24ZM31 186V185H30ZM36 186V185H35ZM182 186V185H181ZM185 186V185H184ZM201 186V185H200ZM199 186V187H200ZM218 186V185H217ZM220 186V185H219ZM26 187H28V186H26ZM65 187V186H64ZM138 187V186H137ZM163 187V186H162ZM178 187V186H177ZM190 187V186H189ZM194 187V186H193ZM197 187V186H196ZM250 187V186H249ZM252 187V186H251ZM13 188V187H12ZM165 188V187H164ZM163 188V189H164ZM172 188V187H171ZM184 188V187H183ZM225 188V187H224ZM247 188V191H248V187H246ZM254 188V187H253ZM3 189V188H2ZM57 190L56 191H58V187L56 188ZM162 189V188H161ZM160 189V190H161ZM162 189V190H163ZM170 189V188H169ZM218 189V188H217ZM220 189V188H219ZM5 190V189H4ZM20 190H22V189H20ZM29 190V189H28ZM33 190V189H32ZM32 190H30V191H32ZM94 190V189H93ZM145 190V189H144ZM147 190V189H146ZM181 190H182V188H181ZM216 190V189H215ZM140 191V190H139ZM193 191V190H192ZM225 191V190H224ZM249 191H250V189H249ZM252 191H253V189H252ZM252 191H250V193L252 192ZM22 192V191H21ZM26 192V191H25ZM39 192V193H40ZM55 192V191H54ZM136 192V191H135ZM156 192H158L157 190H156ZM166 192V191H165ZM173 192V191H172ZM175 192V191H174ZM181 192V191H180ZM200 192V191H199ZM218 192V191H217ZM220 192V191H219ZM260 192L262 193V194H264V186L260 189ZM9 193V192H8ZM20 193V192H19ZM56 193H58V192H56ZM168 193V192H167ZM170 193V192H169ZM198 193V192H197ZM21 194V193H20ZM20 194H18V196L20 195ZM31 194H33V193H31ZM55 194V193H54ZM60 194V193H59ZM252 195H253V193H251ZM17 195V194H16ZM58 195V194H57ZM151 195V194H150ZM156 195V194H155ZM163 195V194H162ZM175 195V194H174ZM177 195V194H176ZM195 195V194H194ZM228 195V194H227ZM17 196V198H19ZM21 196V195H20ZM25 196V195H24ZM44 196V195H43ZM182 196V195H181ZM192 196V195H191ZM202 196H203V194H202ZM262 196V195H261ZM6 197V196H5ZM29 197V196H28ZM33 197H35V196H33ZM42 197V196H41ZM40 197V198H41ZM52 197H53V194H52ZM54 197H55V195H54ZM53 197V198H54ZM62 197V196H61ZM173 197V196H172ZM179 197V196H178ZM214 197V196H213ZM216 197V196H215ZM15 198V197H14ZM30 198V197H29ZM32 198V197H31ZM55 198H57V197H55ZM65 198V197H64ZM63 198V199H64ZM135 198V197H134ZM186 198V197H185ZM12 199V198H11ZM36 199V198H35ZM35 199H33V200H35ZM39 199V198H38ZM143 199V198H142ZM145 199H146V197H145ZM168 199V198H167ZM174 199V198H173ZM211 199H213V198H210V200ZM216 199V198H215ZM215 199H213V200H215ZM8 200H10V199H8ZM33 200H32V202H33ZM170 200V199H169ZM185 200V199H184ZM199 200V199H198ZM254 200V199H253ZM53 201V200H52ZM62 201V200H61ZM64 201V200H63ZM151 201V200H150ZM165 201V200H164ZM163 201V202H164ZM186 201V200H185ZM5 202V201H4ZM12 202H14V201H11V203ZM20 202V201H19ZM180 202V201H179ZM187 202V201H186ZM192 202H194V201H192ZM7 203H8V201H7ZM7 203H5V204H7ZM10 203V202H9ZM29 203V202H28ZM37 203V202H36ZM38 203H39V201H38ZM37 203V204H38ZM153 203H155V202H153ZM195 203V202H194ZM209 203V202H208ZM19 204V203H18ZM36 204V205H37ZM41 204V203H40ZM39 204V205H40ZM177 204H179V203H177ZM189 204V203H188ZM207 204V203H206ZM214 204H215V202H214ZM221 204V203H220ZM52 205H53V203H52ZM59 205V204H58ZM61 205V204H60ZM170 205V204H169ZM174 205V204H173ZM184 205L185 206H187V204L186 203H184ZM239 205V204H238ZM264 205V204H263ZM1 207H2V204L0 205ZM21 206V205H20ZM30 206H31V204H30ZM42 206V205H41ZM56 206V205H55ZM163 206V205H162ZM183 206V205H182ZM213 206V205H212ZM237 206V205H236ZM242 206V205H241ZM4 207V206H3ZM8 207H9V205H8ZM7 207V208H8ZM18 207V206H17ZM27 207H29V206H27ZM32 207V206H31ZM30 207V208H31ZM52 207H54V206H52ZM82 207V206H81ZM91 207V206H90ZM168 207V206H167ZM176 207V206H175ZM178 207V206H177ZM176 207V208H177ZM181 207V206H180ZM201 207V206H200ZM5 208H6V206H5ZM5 208H2L4 211L6 210ZM14 208V207H13ZM16 208V207H15ZM23 208V207H22ZM26 208V207H25ZM45 208V207H44ZM50 208V207H49ZM66 208V207H65ZM85 208V207H84ZM88 208V207H87ZM98 208V207H97ZM138 208V207H137ZM145 208V207H144ZM172 208V207H171ZM175 208V209H176ZM182 208V207H181ZM184 208H187V207H184ZM10 209H12V207L10 208ZM24 209V208H23ZM28 209V208H27ZM26 209V210H27ZM35 209V208H34ZM39 209V208H38ZM57 209V208H56ZM90 209V208H89ZM157 208L156 207H153V205H147L146 206V208H145V211H146V213L149 215V216H151V218L153 217V216H155V213H156V210ZM159 209V208H158ZM183 209V208H182ZM188 209V208H187ZM193 209V208H192ZM201 209V208H200ZM212 209V208H211ZM231 209H232V207H231ZM238 209V208H237ZM16 210V209H15ZM14 210V211H15ZM18 210H21L20 208L18 209ZM25 210V209H24ZM23 210V212H26V210L24 211ZM77 210V209H76ZM75 210V211H76ZM87 210V209H86ZM92 210V209H91ZM139 210V209H138ZM0 211H1V208H0ZM4 211H1V212H4ZM7 211H8V209H7ZM12 211H13V209H12ZM52 211V210H51ZM70 211V210H69ZM166 211V210H165ZM194 211H196V210H194ZM226 211H227V209H226ZM1 212H0V214H1ZM22 212V211H21ZM28 212V211H27ZM46 212V211H45ZM49 212V211H48ZM70 212H72V210L70 211ZM139 212V211H138ZM204 212H205V210H204ZM55 213V212H54ZM73 213V212H72ZM93 213V212H92ZM146 213H145V215H146ZM160 213V212H159ZM164 213V212H163ZM168 213V212H167ZM237 213H238V211H237ZM243 213V212H242ZM22 214V213H21ZM24 214V213H23ZM37 214V213H36ZM40 214V213H39ZM50 214V213H49ZM79 214V213H78ZM89 214V213H88ZM169 214V213H168ZM200 214V213H199ZM26 215V214H25ZM28 215V214H27ZM54 215V214H53ZM58 215V214H57ZM82 216H83V214H81ZM80 215V216H81ZM160 215V214H159ZM192 215V214H191ZM95 216V215H94ZM99 216V215H98ZM147 216V215H146ZM183 216V215H182ZM196 216V215H195ZM232 216V215H231ZM255 216V215H254ZM26 218H27V216H25ZM24 217V218H25ZM40 217V216H39ZM52 217V216H51ZM54 217V216H53ZM58 217V216H57ZM76 217V216H75ZM142 217V216H141ZM181 217V216H180ZM189 217V216H188ZM214 217V216H213ZM216 217V216H215ZM233 217H235V215L233 216ZM239 217V216H238ZM237 217V218H238ZM35 218V217H34ZM38 218V217H37ZM89 218V217H88ZM147 218V217H146ZM183 218V217H182ZM185 218V217H184ZM20 219V218H19ZM50 219V218H49ZM58 219V218H57ZM61 219V218H60ZM59 219V220H60ZM246 219V218H245ZM24 220V219H23ZM28 220V219H27ZM30 220V219H29ZM36 220V219H35ZM64 220V219H63ZM84 220V219H83ZM156 220V219H155ZM159 220V219H158ZM167 220V219H166ZM233 220V219H232ZM236 220V219H235ZM249 220V219H248ZM21 221V220H20ZM58 221V220H57ZM56 220H52V221H50V222H48V219H47V222L46 223H43V224H37V225H35V224H33L32 225V227H27V228H25L24 229V227L26 226V224H25V226L23 227V229H17L18 230V232L16 233V234H14V235H9L8 237L6 236V238H0V244H3V243H5L6 244V241L8 242V245L12 242V243H14V242H20V241H23L24 239H25V237H28L29 239H31V241H32V237H34V239H36V238H39L40 237V239L42 238H50L51 239V237H53L55 234H57V231H58V229H60V221L59 222H57ZM70 221V220H69ZM153 221V220H152ZM151 221V222H152ZM23 222V221H22ZM21 222V223H22ZM33 222V221H32ZM36 222V221H35ZM37 222H39V221H37ZM42 222V221H41ZM195 222V221H194ZM18 223V222H17ZM20 223V224H21ZM26 223V222H25ZM74 223V222H73ZM220 223H221V221H220ZM234 223V222H233ZM248 223V222H247ZM19 224V223H18ZM64 224H67V222L66 223H64ZM69 224V223H68ZM75 224V223H74ZM77 224V223H76ZM108 224H110V223H108ZM222 224V223H221ZM6 225V224H5ZM97 225V224H96ZM241 225V224H240ZM261 225V224H260ZM29 226H30V224H29ZM64 225H62V227H63ZM155 226V225H154ZM2 227V226H1ZM4 227V226H3ZM15 227V226H14ZM22 227V226H21ZM62 227H61V229H62ZM66 227V226H65ZM64 227V228H65ZM69 227V226H68ZM73 227V226H72ZM112 227V226H111ZM159 227V226H158ZM16 228V227H15ZM63 228V229H64ZM82 228V227H81ZM240 228V227H239ZM244 229V228H243ZM7 230V229H6ZM15 230V229H14ZM99 230V229H98ZM108 230V229H107ZM106 230V231H107ZM151 230V229H150ZM233 230V229H232ZM238 230H240V229H238ZM251 230V229H250ZM258 230V229H257ZM260 230H261V228H260ZM154 231V230H153ZM76 232V231H75ZM110 232H112V231H110ZM192 232V231H191ZM202 232V231H201ZM14 233V232H13ZM89 233V232H88ZM101 233V232H100ZM211 233H212V231H211ZM223 233V232H222ZM60 234V233H59ZM70 234V233H69ZM73 234V233H72ZM77 234V233H76ZM195 234V233H194ZM199 234V233H198ZM241 234V233H240ZM81 235V234H80ZM86 235V234H85ZM88 235V234H87ZM108 235V234H107ZM106 235V236H107ZM189 235V234H188ZM245 235V234H244ZM1 236V235H0ZM31 238H30V237ZM56 236V235H55ZM54 236V237H55ZM69 236V235H68ZM99 236V235H98ZM106 236H105V238H106ZM158 236H159V234H158ZM163 236V235H162ZM165 236V235H164ZM194 236V235H193ZM246 236V235H245ZM244 236V237H245ZM102 237H104V236H102ZM108 237V236H107ZM115 237V236H114ZM155 237V236H154ZM190 237V236H189ZM58 238V237H57ZM72 238V237H71ZM74 238V237H73ZM90 238V237H89ZM88 238V239H89ZM104 238V239H105ZM158 238V237H157ZM179 238H182V237H179ZM213 238V237H212ZM241 238H242V236H241ZM249 238V237H248ZM29 239H28V241H29ZM33 239V240H34ZM63 239V238H62ZM67 239V238H66ZM161 239V238H160ZM175 239V238H174ZM187 239H188V237H187ZM200 239V238H199ZM237 239V238H236ZM39 240V239H38ZM56 240V239H55ZM95 240V239H94ZM110 240V239H109ZM256 240V239H255ZM9 241H10V243H9ZM25 241V240H24ZM27 241V240H26ZM47 241V240H46ZM57 241V240H56ZM67 241V240H66ZM75 241V240H74ZM96 241V240H95ZM164 241V240H163ZM195 241V240H194ZM202 241H204V240H202ZM241 241H243L244 242V240H242L241 239ZM18 242V243H19ZM34 242V241H33ZM36 242V241H35ZM59 242V241H58ZM68 242V241H67ZM159 242V241H158ZM179 242V241H178ZM21 243H23V242H21ZM25 243V242H24ZM30 243V242H29ZM41 243V242H40ZM49 243V242H48ZM54 242H52L51 244H53ZM57 243V242H56ZM72 243V242H71ZM78 243V242H77ZM86 243V242H85ZM89 243V242H88ZM87 243V244H88ZM162 243V242H161ZM208 243V242H207ZM36 244H39V243H36ZM50 244V245H51ZM65 244H70V242H68V243H65ZM64 244V246H66ZM74 244H76L75 242H74ZM74 244H72L73 245V247H74ZM80 244V243H79ZM91 244V243H90ZM102 244V243H101ZM190 244V243H189ZM251 244V243H250ZM7 245V244H6ZM28 243H27V248H28ZM35 245V244H34ZM72 245H71V247H72ZM82 245V244H81ZM165 245V244H164ZM171 245V244H170ZM204 245V244H203ZM260 245V244H259ZM2 246V245H1ZM5 246V245H4ZM13 246V245H12ZM33 246V245H32ZM42 246V245H41ZM45 246H47V245H45ZM55 246V245H54ZM244 247H245V245H243ZM18 247V246H17ZM16 247V248H17ZM59 247V246H58ZM68 247V246H67ZM66 247V248H67ZM71 247H69V248H71ZM77 247V246H76ZM149 247V246H148ZM202 247V246H201ZM250 247V246H249ZM10 248V247H9ZM22 248H23V245H22ZM37 248V247H36ZM61 248H63V247H60L58 250H60ZM65 248V247H64ZM81 248V247H80ZM80 248H79V250H80ZM242 248V247H241ZM248 248V247H247ZM21 249V248H20ZM73 249V251H74V249H75V247L74 248H71V250ZM200 249V248H199ZM207 249V248H206ZM13 250V249H12ZM19 250V249H18ZM17 250V251H18ZM29 250V249H28ZM55 250V249H54ZM57 250V251H58ZM64 250V249H63ZM63 250H61L62 252H60V253H62L63 255H65V251H63ZM69 250V249H68ZM84 250V249H83ZM161 250V249H160ZM204 250V249H203ZM209 250V249H208ZM22 251V250H21ZM32 251V250H31ZM56 251V252H57ZM66 251H67V249H66ZM6 252H8V250H6ZM39 252V251H38ZM46 252V251H45ZM68 252V251H67ZM70 252H72V251H70ZM70 252H68V253H70ZM75 252V251H74ZM85 252V251H84ZM131 252V251H130ZM243 252V251H242ZM12 253V252H11ZM33 253V252H32ZM53 253V252H52ZM68 253L66 254V255H68ZM73 253V252H72ZM71 253V254H72ZM93 253V252H92ZM212 253V252H211ZM247 253V252H246ZM38 254V253H37ZM49 254V253H48ZM57 254V253H56ZM58 254H59V252H58ZM75 254V253H74ZM77 254H79L78 252H77ZM116 254V253H115ZM207 254V253H206ZM25 255V254H24ZM52 255V254H51ZM60 255V254H59ZM70 255V254H69ZM219 255V254H218ZM244 255V254H243ZM34 256V255H33ZM62 256V255H61ZM72 256H73V254H72ZM71 255L70 256H67V257H65V259L64 258H61V257H59V260L57 261V263L56 264H65V263H68V262H71L72 263V261L70 260V259H72V260H76V258H77V256L78 255H75L76 257H74V259H73V257H72ZM82 256V255H81ZM85 256V255H84ZM202 256V255H201ZM249 256V255H248ZM248 256H247V258H248ZM25 257V256H24ZM37 257H39V256H37ZM62 257H64V256H62ZM72 257V258H71ZM79 257V256H78ZM246 257V256H245ZM22 258V257H21ZM61 258V259H60ZM111 258V257H110ZM214 258V257H213ZM42 259V258H41ZM242 259V258H241ZM24 260V259H23ZM26 260H27V258H26ZM70 260V261H69ZM74 260V261H75ZM120 260V259H119ZM262 260V259H261ZM2 261H3V259H2ZM35 261V260H34ZM126 261V260H125ZM130 261V260H129ZM212 261V260H211ZM28 262V261H27ZM41 262V261H40ZM76 262V261H75ZM21 263V262H20ZM32 263V262H31ZM52 263V262H51ZM55 263V262H54ZM74 263V262H73ZM72 263V264H73ZM101 263V262H100ZM127 263V262H126ZM43 264V263H42ZM70 264V263H69ZM91 264V263H90ZM109 264V263H108Z\"/></svg>", "mask_w": 264, "mask_h": 264}]
</instances>
